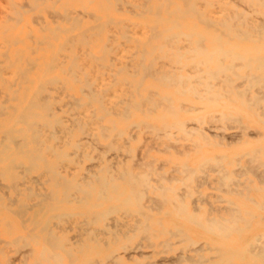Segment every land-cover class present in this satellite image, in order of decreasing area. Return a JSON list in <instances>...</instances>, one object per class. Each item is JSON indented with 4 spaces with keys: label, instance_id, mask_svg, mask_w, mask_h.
<instances>
[{
    "label": "rangeland",
    "instance_id": "1",
    "mask_svg": "<svg viewBox=\"0 0 264 264\" xmlns=\"http://www.w3.org/2000/svg\"><path fill=\"white\" fill-rule=\"evenodd\" d=\"M41 1L42 0H34L33 3H31L32 0H0V79L2 78V80H0V108H5V109H7V112H10L12 114V113H16V111L18 110V107L26 106L27 102L29 103V100L33 99V96H35V95L39 96L40 100L42 99L41 102L43 101V98L46 100L45 103L41 104V102L39 101V98H37V100H36L35 99L36 96L34 97V100L37 101V102H35V101L34 102L41 104V106L43 104L48 103V104L43 105V106H45L46 109L49 108V110H51L49 113H48V110H46L47 111L46 113H48V115H50L51 118H54V116H55V117H58V119H59V117H60L59 120L61 121V123L59 121L58 124H56V127L52 128V126H55L54 124L44 126V145L46 147L45 154H46L47 159L53 161L55 163V165L58 162L57 165L59 167L56 166L57 168H55V169H56V172L60 173V177H61V175L62 176L64 175L63 177L66 176L65 178H69V179L73 178L74 181H77L79 183H83V182L89 180V178L94 179L97 176H108V177L114 178V180L116 182L122 183L121 177L118 178L120 172L123 174L126 171L124 169L128 170L126 172H130L129 170L132 169L131 173L135 174L138 171L136 174L137 175H143L144 178H147L146 183H148V181H149V183H148L147 189H145V188H144V190L142 189L144 197L142 196L141 198L142 199L144 198V199L143 200L141 199L142 201H139L140 203H136V204H133L131 206H125V207L120 206L121 208H119V207L117 208V210L119 212L117 210H115L117 212H115V211L107 212V213H109V216L107 218H106V216H107L106 214L102 215L105 218H102V216L101 217L98 216L99 217L98 219L100 221L97 218L95 219V214L93 212L88 213V208L83 206L82 197L84 196V194L81 191L78 192V190H76L77 192L76 191L72 192L73 191L72 190L71 195L74 196V194L76 192L75 196L76 197L78 196L77 198L82 199L81 203L80 202L78 203V201H80V200H77L76 198H74L77 202H75V200L73 199L72 200L73 204H72V203H70L71 201L68 199H72L73 197L72 198L68 197V199H67L68 202H64L60 206V208H58V210H55L52 212H49V210H48V213L45 212V211H47V209L42 210L41 207H36L37 203L34 199V195L30 196L31 198L33 197L32 199L30 197H28L26 200V195L23 194L22 196L19 197L20 200L17 202V205H13V206H9V205L7 206L8 203L10 204V200H8L6 198L5 202L7 204H4L5 203L4 201L1 202L3 204H0V210H2V208H3V210L0 211V213H1L0 214V221L4 218L3 219L4 221L2 220L3 225L1 223V225L3 227L0 228V230L3 232V233L0 232V264H33V262L34 263L37 262L36 259H38V257H39L38 255H40L41 251H42L41 241H39V243H35V246H37V248H35L34 244H32L34 247L30 248V249H33V253H31V254H30L31 250L29 251L28 247H30L32 245L28 244L26 246V244H24L23 241L26 238V234L28 231L27 227L32 226L34 222H39V221L41 222V220L43 219V216L46 213H47L46 215L48 216V218H49V216L52 217V215H54L56 218L58 213L60 214V216H61V214L65 216V217H63V216L59 217L61 219H59V218L55 219V218L50 217L49 220L50 219L51 220L49 222V227H48V228L51 227L54 234H56L57 236H59L60 239H62V241L64 243L63 248L67 249V253L70 251H71V253H74L72 255L73 257L71 256L69 259L67 257V255L65 254L66 250L62 252L61 249H57V252L63 258L62 264H69V263L71 264L75 257H77V258L74 259L75 261L72 264H77L78 258L82 257L81 252H79V249H78L80 244H82V245H91V244L97 245L99 250H102V252H106L107 248H108V251L111 248L115 249L116 251L114 253L119 252L121 255L124 254V261H122V263H120V264H139V263L140 264H154V263L155 264H162L165 262L170 263L171 261L177 260L178 257L180 255H182V253L185 255H188L189 257L191 256L190 257L191 259L188 262H181L178 264H194V262L197 260L199 262L201 261V264H204L203 262H205V261L210 263V262L216 260V257L218 255L216 253L217 250L219 251L221 249V250L225 251V250H227L228 246L229 247L232 246L233 248L241 247L243 249H249L250 246H254V245L256 246L258 243H260V241H262L263 243L262 242L261 243L264 245V237L262 236V235H264V204H263L264 203V201H263V199H264V185H263L264 184V180H263L264 176L262 178V175H264V174H262V173H264V166H263L264 165V163H263L264 162V154H263L264 153V123H262V121H261V119L264 117V114H263V112H264V110H263L264 109V99H263L264 98L263 97L264 96V94H263V92H264V84H263L264 72L256 73V75L259 77H258L256 82H253L251 79L252 70L250 71L249 68H247L244 64V60L247 59L251 54H253V55L257 54V53H255L256 51L254 50L256 45L264 44V28H263L264 26H262L264 23V15H263L264 14V7H259L261 2H264V0H258V2H260L259 5H258L257 0H252V1H250V0H204V1L203 0H191V1L185 0V2H183L184 0L183 1L182 0H168L169 2L167 0H149V1L144 0V3L146 1L149 2V4L145 3V5H144V3H142L143 0H136L137 2L133 1V0L132 1L127 0L128 2H130L129 3L130 5L135 3L134 4L135 8L133 6L131 7L129 4H128L129 6L126 4L124 5L123 2L128 3L126 0H120V1H122V4L116 2V6H115V0H112V1L109 0L108 2H107V0H45V2L42 1V3H40ZM55 1L57 2L56 4H54ZM163 1H164V3H162ZM192 1L195 3L194 4L195 10L192 12L185 11L190 4H193ZM205 1L208 2L210 5L208 3H206ZM51 2L54 4L55 7L53 6V4ZM64 3H66V4H64ZM159 3H162L161 6ZM183 3L185 5H183ZM249 3H251V5H249ZM33 4H34V6H36V9L34 6H32ZM118 4H120V7L118 6ZM138 4L140 7L137 6ZM141 4H143V5H141ZM165 4H166V6H165ZM82 5L85 6L86 9L83 8ZM162 5H163V7H162ZM44 6H46V7L44 8ZM52 6L54 7L53 8L54 10L51 8ZM64 6L66 9L68 8V10H66V9L65 10L69 11L70 12L69 14L71 16H74V14L76 13L75 14L76 16L74 18H77V19L73 18L75 20L74 22H73L72 17L68 16L69 15L68 13L66 15L65 10L63 9ZM142 6H145V8ZM157 6H159L160 8H157ZM249 7L251 10L249 9ZM15 8L17 9L18 15H20V13H22V16H21L22 18L21 17L19 18L20 20L16 18L17 13H16V10L14 11ZM21 8H23V9H21ZM130 8H131L132 12L128 11V10H130ZM141 8H142V12H146L145 9L148 8L147 9L148 11L146 12V14H140L139 13ZM167 8H169V9H167ZM252 8L253 9L257 8V9H255V11H254ZM18 9L20 12L18 11ZM133 10H135L134 11L135 14L133 13ZM150 10H151V12H150ZM159 10H160L159 14L161 16H158L159 14L157 11H159ZM171 10H173V13L175 12L176 14L174 13V15H173ZM165 11L169 15H167L165 13ZM170 11H171V14L168 13ZM244 11H245V13H244ZM148 12H150L151 14ZM197 12L201 13V14H199V16H198ZM61 13H63V14H61ZM152 13H154L156 15L153 16ZM181 14L184 15V17L180 16ZM231 14H233V15H231ZM234 14L237 15L238 17H236ZM80 15L82 17H80ZM138 15H140V16L138 17ZM177 15H179V16H177ZM229 15L232 17H230V19L228 20ZM8 16H9V18H7ZM58 16L59 17L62 16L60 18V20H59ZM109 16H111L112 18ZM142 16H145V17L142 18ZM168 16H171V18L170 17L168 18ZM158 17H162L165 19L168 18V19L163 20V19H160ZM181 17H183V19ZM189 17H191V18H189ZM200 17H201L202 21H201ZM198 18H199V21H201L202 23L201 22L199 23ZM208 18H210V19H208ZM231 18L234 20L232 21ZM71 19H72V21H71ZM78 19H80V20H78ZM97 19H99V20H97ZM111 19H114V20L110 21ZM158 19H159V21H158ZM169 19H170V21H169ZM61 20H62V22H61ZM77 20L80 21L79 24L76 22ZM171 20H173V21L175 20L178 22L175 23V21L173 22ZM205 20H207V21L211 20L210 21L211 24H209V22H208L209 28H207V22H205ZM224 20L227 21V23L225 25H223V23H222V21H224ZM238 20H240V22ZM67 21H69V22H67ZM151 21L152 22L154 21V23H152ZM45 22L47 23V25ZM99 22L100 23L104 22V26H106L107 22L108 23L116 22V23H115V25L113 23H111V24H107L106 27L103 26L104 29H102V31H101V30H99V29H101L100 24H98L99 28L94 27V26H97L96 24ZM117 22L120 24H117ZM156 22H160V23H158L159 24L158 26L155 24ZM218 22H220V23H218ZM261 22H262V24H261ZM67 23H69V24H67ZM73 23H74L75 27L72 25ZM76 23L78 24V26L75 25ZM178 23L181 24V27L180 26L176 27V24H178ZM240 23L243 25V27ZM102 24L103 23H101V26H102ZM172 24H173V26H172ZM188 24L191 26L193 25L194 27H191V26L188 27L189 26ZM236 24L238 25V29L241 28L242 30H245L246 32L248 31L250 33V36L248 34H246V32H244V31H243L244 33L242 34V30H241V32L239 30H235L236 28H234V27H236ZM63 25L66 27V29H67V27H69L71 25L69 28L72 32L69 31V33H68V31H66L64 28V32H66V33H63L62 32L63 31ZM246 25L249 27H247ZM258 25H261V28H263V30L261 29L262 31H260V28ZM72 26H73V30L71 28ZM79 26H80V28H79ZM90 26L94 27V28H92L93 30L91 28H89ZM222 26H224V29H225L223 31L224 33L222 32ZM111 27H112L113 33L111 32V30H110V32H108V30L111 29ZM115 27H117V28H115ZM168 27H170V28H168ZM250 27L254 28L256 31L254 32V29H251ZM180 28H181V31H180ZM77 29H80V30H77ZM232 29H234V30H232ZM56 30L57 31L59 30L58 33H55ZM82 30L85 32V34H82V33H84ZM191 30H192V32L194 30V33H192ZM93 31L98 32L99 36H97L98 34H96V32H93ZM122 31L123 32L125 31V33L127 35L122 34L123 33ZM132 31L133 32L136 31L134 33V35L132 34ZM161 31H165V32H161ZM214 31L216 32V34L218 33V34L222 35L224 40L227 43L232 44L234 47H236L235 49L237 51H239V53L241 55H244V56H242V59H240V60L237 59L233 63H232L233 60H231L229 57H227L224 60V63L225 64H234V66H235L234 70L231 72V70L233 69L232 68L230 70H227L225 72L220 73L218 75L219 78L217 77V78L208 79V80H211L212 85H214L213 90L210 89V93H212V92L216 93V91L218 90V92H217L218 94H223L222 95L223 97L219 96L218 98H220V99H218V100L216 99L215 101H213L214 103L216 102L215 104L212 102V100H209V102H208L207 96L210 93L204 91L205 89H204L203 85L199 84V86H198V83H196V81L194 82L195 79L193 77V76H195V78H196V76L198 74L197 70H199L200 68H202L201 70H203V72L201 74L203 76V73L206 72L207 69H212V68L214 69V65H212V64H207V65L206 64H200V66H201L200 67L199 65H196L192 62L195 60L193 58V56H195V55H193L194 49L197 48L198 45L202 46V48L205 45L204 49H210L211 47H213L212 45H214L215 42H214V40H212L211 36L215 33ZM227 31L229 34L227 33ZM236 31H237V33H235ZM238 31L242 35L238 34ZM99 32H101V33H99ZM173 32L180 34V35L179 34L177 35L175 33L176 36L173 37V38H176L175 40L178 41L176 44H174L175 42H174L173 38H171V39L164 38L166 34L170 35ZM180 32H182V33H180ZM196 32L197 33L199 32L200 34H202V36H204L206 40L203 39L204 37H201V39L198 42V38L201 35L200 36L198 35L199 37L196 36L197 35ZM261 32H263V33H261ZM162 33H164V34H162ZM190 33H192V34H190ZM226 33H227V36H226ZM258 33H259V35L262 36V37H260V39H259ZM68 34L70 37L74 36L72 38H76V39H78V41H80V43L82 44V45L80 44L81 49L78 47L79 44H77V43H79V42L77 40L75 41V39H71V40L75 41L76 44L72 43L73 41L71 42V40H69L70 38H68ZM70 34L71 35L73 34V35L71 36ZM151 34L154 36L152 37ZM187 34L190 35L191 38L188 37L189 39H187L186 38ZM231 34H232V36H231ZM82 35H86V37L88 35H90L89 36L90 38L87 37L85 39V42L87 39H89V41L91 42V43L88 42V45H89L88 48L89 49L86 48V45L84 44ZM112 35H114V37ZM157 35H158V37H157ZM192 35H193V37H192ZM42 36H44V37H42ZM123 36H126L127 40L121 38ZM129 36L131 37L130 40H128ZM149 36H150V40H149ZM235 36H236V38H234ZM245 36H247V37H245ZM151 37H152V39H151ZM154 37H155V39H154ZM183 37H185V39H187V41L184 40ZM42 38L44 40H42ZM67 38H68V40H67ZM182 38H183V40H182ZM243 38H247L248 40H245V39L243 40ZM108 39H110L109 42H111V43H108ZM172 39H173V41H172ZM257 39H259L258 40L259 42L257 41ZM66 40H67V45L65 43ZM192 40H193V42H192ZM194 40L197 41V45H195L196 43H194L195 42ZM92 41H93V44H92ZM123 41H126V42H123ZM203 41H204V43H202ZM186 42L187 43L189 42L190 48L188 46H187V48L190 50L192 49L191 51L189 50L190 54H192V55H190L189 52L187 55L185 54L184 50H187V48H183V49L180 48L184 44L188 45ZM71 43L75 44L74 49H71L73 47L70 45ZM83 44H84V46H83ZM104 44H105V46H104ZM110 44H112V45H110ZM177 44L180 47L177 46ZM63 45H64L65 49H64V47H62ZM162 45L165 47H163L162 52H158L162 48L161 47ZM192 45L193 46L195 45L194 48L192 47ZM155 46H157V47H155ZM169 46H171L172 49H170L171 47L167 48ZM174 46H175V48L179 47L178 50H175V54L172 52V51H174ZM184 46H182V47H184ZM103 47H105V48H103ZM111 47H112V50L115 49L116 52L115 51L111 52V49H110ZM159 47H161V48L158 50ZM68 48L70 51H72L71 54H70V52H68V50H67ZM143 48H145V50ZM62 49L67 50V52L62 51ZM103 49H107V51H108V52L105 51V53L107 52V54L105 56L106 58H104V59H103V56L105 54L102 55L103 54L102 51L104 52ZM141 49L144 50L145 52H143ZM149 49H151V50H149ZM86 50H88V51H86ZM139 50H141L142 52ZM166 50L168 51L167 54H165ZM180 50H181V52H180ZM152 51H153V53H152ZM176 51H178L179 54H177L178 52L176 53ZM78 52H80L81 55H79L80 53L78 54ZM140 52H141V55H140ZM157 52H158V55L156 54ZM108 53H110V57L113 56L112 60L109 59L110 57H109ZM163 53L165 55V58L162 57ZM180 53H183L182 54L183 58H182ZM262 53L264 54V50L262 51ZM76 54H77V56L79 55V57L81 59H77L79 57H76L75 56ZM145 54H148V55H145ZM149 54H150V56H149ZM67 55H69V56L67 57ZM73 55L75 56V58H73ZM101 55H102V58H101ZM154 55L156 57L160 56V58H158L156 60ZM179 55H180L181 59H180ZM96 56L98 57V59H100V60L102 59L104 65H105L104 67L102 66L103 64L100 62V60L96 59ZM131 56H132V58H130ZM140 56H141V58H140ZM171 56L174 60L176 59L175 58L176 56L179 57V59L175 60L176 61L175 64H181V65H174L173 68L175 70L173 68H170L171 66H173V64H170V62H172V60L170 62L167 61V60H170L168 58H171ZM185 56L187 58H185ZM190 56L192 57V61H191ZM93 57H95V58H93ZM144 57L146 59H149V60L146 61V59ZM62 58L63 59L66 58L65 62ZM92 58L96 59L101 64H99V62H97V61H96L97 62L96 63L95 60H93ZM150 59L152 62L150 61ZM161 59H162V61H161ZM159 60L163 63V65H161L162 63L159 62ZM52 61H53V63H52ZM72 61L74 62L73 64H71ZM78 61H79V63H78ZM87 61H88V63H87ZM111 61H112V64L110 65L109 62H111ZM136 61L140 64L139 70H138V68L135 70L134 65H131V64H135V63L137 65L138 63ZM142 61L145 63L142 64ZM75 62L77 63V66H76ZM81 62H83V63H81ZM168 62H169V64H168ZM174 62H172V63H174ZM181 62L184 65L183 70H182V68H180L181 66H183ZM190 62L192 65H194V68H193V66H191ZM50 63H52V64H54V66L55 65L56 66L53 67V65ZM149 63L151 64V67L148 66V65H150ZM164 63L165 64L167 63L166 64L167 66H164ZM239 63L243 64L244 66L243 65L240 66L241 64H239ZM47 64H48V66H47ZM58 64H60V66ZM83 64H85V65H83ZM70 65L73 68L76 67L75 69L77 71L72 72L71 69L68 68V67H71ZM195 65H196V67H198V66L199 67L195 69ZM79 66H82L81 69H83L84 71L80 70ZM100 66L102 68H100ZM109 66H110V68H109ZM94 67H96V68H94ZM121 67H123L125 70L128 68L126 71H129L130 73L128 72V74H127V72L124 69H123L124 71H122ZM77 68L81 72L82 71L83 72L81 73ZM49 69H51V70H49ZM52 69H53V72H52ZM190 69L192 70L193 73L190 71ZM28 70H30V71H28ZM48 70H49V72H47ZM110 70H112V71H110ZM118 70H120V71H118ZM143 70H144V72H143ZM152 70H154L155 73ZM156 70H160L161 73L156 74ZM162 70L165 71L166 73H169V74L171 73V74L166 75V74H164V72ZM167 70H170V72L169 71L167 72ZM179 70H181V72ZM185 70H187V71L189 70L188 75L190 76V74H191V76H192L191 80H189V81H187L186 78L183 77V80L188 82L187 85H186V82H183L182 84H174L173 82L168 81L169 82V84H168V83H166L167 81H165V80H161V79L156 80V78L158 79V77L160 78V76H162L161 77L162 79H164L163 76H171L172 73H173V75L175 74L174 77H178L179 75H178L177 71L180 72L183 76H187V71H185ZM201 70L199 73H201ZM95 71H97V72H95ZM136 71H138L137 73H139L140 75L137 74ZM194 71H196V72H194ZM263 71H264V69H263ZM26 72H29V73H26ZM69 72L70 73L72 72L71 77L68 76ZM148 72L151 75L150 77H149V75H146V74H148ZM233 72H235V73H233ZM45 73H46V75H45ZM66 73H67V75H66ZM152 73H154V74L152 75ZM225 73L228 74L227 75L228 77L226 76ZM246 73L248 74V76ZM85 74L88 76L86 78L91 77L90 80L88 79L90 82L86 80ZM97 74H99V75H97ZM131 74H134L136 76L133 77L134 75H131ZM234 74H238L239 76L242 75L243 79H245L244 76L246 75L247 76L246 80H244V82H243L242 78L237 77V75L235 76ZM89 75H90V77H89ZM143 75H145L146 77ZM54 76H56V77H54ZM204 76H203V78L206 80L205 73H204ZM224 76L227 78H225ZM229 76H231L230 79H229ZM115 77H116V80H115ZM140 77H141V79H140ZM248 77H249V79H248ZM54 78H58L61 81L57 80V82H56V79H54ZM80 78H81V80H80ZM203 78L201 79V81H204ZM259 78H263V81H262V79H259ZM45 79H48V80H45ZM49 79L52 81L50 82ZM84 79L86 80L85 82H84ZM143 79H144V81H143ZM78 80H80L81 83H80V81L78 82ZM128 80H129V82H128ZM247 80L252 84L251 87H249V83ZM46 81H48L50 83L47 82L48 84H46V85L44 84L46 86V88H45L43 83ZM191 81H193V86H195V89L197 90V92H191V90H187V91L184 90L188 87V85L192 84ZM58 82H61V83H59V85H58ZM138 82H141L140 83L141 85H139L140 87H137L139 84ZM260 82H261V85H258V84H260ZM51 83H54L53 85H55V86H53ZM63 83H65V85ZM84 83L85 84L86 83H93V84L95 83V85L92 84V86L94 88H91L88 85L89 86L88 87L89 89H88V88H86L87 84L85 86H83ZM111 83H112V85L109 86ZM116 83H117V85H116ZM127 83H129L128 86L130 85L131 87L126 86ZM170 83L172 85H170ZM218 83H219V85H218ZM228 83H229V85L231 84L232 87H228L229 86ZM61 84H63L65 86V88L63 85L61 86ZM96 84L99 85L98 86L99 89H97L98 87L95 88ZM101 85H102V87H101ZM119 85H120V87H119ZM236 85H238L240 87H238ZM218 86H219V88L217 89ZM221 86L224 87L223 88L224 91H222L223 89ZM256 86L259 89L254 88ZM71 87H73V88H71ZM83 87H85V89H83ZM108 87H110V88L108 89ZM233 87H238V90H235ZM47 88L51 89V90L50 89H48V90H50V93L52 95L48 93V91L46 90ZM68 88H70V89H68ZM80 88H82L83 90H81ZM211 88H212V86H211ZM36 89H40V92H38ZM86 89H88V91ZM90 89L91 90L93 89L94 92L93 91L89 92ZM94 89L98 90V92L100 94L95 95L98 92L95 91ZM104 89L105 90L108 89V90L104 92ZM200 89H203V90H200ZM247 89H249V90H247ZM84 90L87 91V93H91L92 94L91 97L89 96L90 94L88 95L89 96L88 97L86 95L87 93ZM109 90L113 95L110 92H108ZM112 90H113V92H112ZM130 90L132 92L134 91L133 92L134 95L132 94V92L131 93L129 92L130 94L127 93ZM198 90H199V92H198ZM225 90L226 91L232 90V93L229 91L230 93L227 94ZM240 90H241L242 94H240L241 93ZM246 90H247L246 94L247 95L249 94L250 99L248 98L247 95H246V97L248 99L245 96H243L244 95L243 91L245 92ZM257 90H260L259 92L262 93L261 96H260L259 92L256 93ZM59 91H61L63 93H61ZM81 91L82 92L84 91L83 93L87 98L81 94ZM179 91L182 94L185 92L184 95H180ZM188 91H190V92H188ZM39 93H41L40 94V95H42L41 97H40V95H38ZM136 93L138 94V96ZM141 93H143V94H141ZM193 93H195V95ZM196 93H199V94H196ZM93 94L96 96V99L92 98V96H94ZM107 94H108V96H107ZM124 94H125V96H124ZM139 94L142 97L139 96ZM147 94H148V96H147ZM15 95L17 98L14 97ZM31 95H32V98H31ZM99 95L102 96V98H103L102 100L100 99V97L98 98ZM128 95L130 96V98L128 97ZM157 95H159V97H157ZM197 95H200L201 98H203L202 96H204L205 98L201 100L198 98L199 96H197ZM51 96L52 97L54 96L53 99L51 98ZM169 96H171V97H169ZM253 96H255V97L260 96V97H258V100H262V99L263 100L259 101V102L256 101L258 103L257 106H256V104H253V105H255L254 107H253V105H251L250 106L251 108L250 107L247 108V106L249 104L247 105L246 103H248V100H254L255 97H253ZM29 97H30V99H29ZM48 97H50V98H48ZM145 97L148 99L146 100ZM153 97H154V99H153ZM164 97H166L165 99L167 100V103H166L165 99L163 100ZM54 98L56 99L55 102H53ZM75 98H78V99L84 98V99L77 103V101H79V100H77ZM90 98H92L91 99L92 104L89 103ZM119 98H121V99H119ZM143 98H144V100H143ZM150 98H151L150 101L153 102V106H154V107L152 106L151 109H150L151 106H147V104H146V103H148V105H149L151 103V102L149 103V101H148ZM160 98H161V100H159ZM122 99L124 101H122ZM125 99H128V100H125ZM169 99H171L173 102ZM255 99H257V97ZM72 100H73V102L75 101L74 104L76 103L78 105H76V104L73 105ZM87 100H89V101L87 102ZM222 100L225 102H223ZM242 100H243V103L241 104ZM97 101H99V102L97 103ZM139 101L143 102L145 104L141 103V105H143V106H141ZM31 102H33V100H31ZM134 102L135 103L139 102V103H136V104H138V105H136L138 107L134 106L135 105ZM252 102H254V101H252ZM79 103H81V105L84 103V105L81 107ZM88 103H89V106L87 107L86 104H88ZM100 103H102L101 106L103 105V107H105L104 109L101 108ZM129 103H131V104H129ZM51 104H54V105L51 106ZM207 104H208V106H207ZM213 104H214V106H213ZM250 104H252V103H250ZM71 105L76 106V107L74 108ZM171 105H173V106H171ZM68 106H69V108H68ZM158 106H160V108ZM170 106H171V108H170ZM180 106H181V108L179 109ZM78 107H80V108H78ZM86 107L88 108V112L83 113L84 111H86L85 110ZM123 107H126V108L124 109ZM147 107H149L148 108L149 111H148ZM156 107H158V108H156ZM256 107L259 109H257ZM138 108L144 109V111H140ZM252 108H254V109H252ZM53 109H54V111H53ZM73 109H76L75 111L77 113L75 111L72 112L71 110H73ZM121 109L128 110L130 112L131 116L129 115V113H127L126 111L124 112V110H121ZM166 109L168 112L166 111ZM178 109H179V111H177ZM91 110H93V114L90 112ZM106 110L110 114L105 112ZM150 110H151V112H150ZM252 111H254L257 115H255ZM115 112L118 115L113 114ZM170 112H172V113H170ZM176 112H177V114H176ZM223 112H224V114L225 113H227V114L223 115ZM89 113H91V114H89ZM124 113H126L128 115L127 116L128 119L125 116L123 117V115H125ZM228 113H231V117ZM94 114H95V119L93 116ZM220 114L222 115V117L226 116V118H228V116H229V118L230 119L232 118V119L227 120L226 121L227 124L223 123V121L225 119H223V121H222ZM91 115L93 116V119H94L92 121H90V119L92 118ZM101 115H103L104 117L103 116L100 117V119H102V121H99L100 119L97 117L101 116ZM79 116H80V118H78ZM86 116H87V118H86ZM235 116H236V118H235ZM82 117L83 118L85 117V118L82 119ZM129 117H130V119H129ZM177 117H178V119H176ZM123 118H124V120H123ZM74 119H77L78 122H76V121L71 122ZM236 119H238L239 122L236 121ZM133 121H135V122H133ZM143 121H146V122H143ZM175 121L176 122L180 121V122H183L185 124L187 123V125H188V126L186 125L187 128H189V127H196L197 128L198 125H201L202 129L205 132H210V134H215L216 132H218L220 136L218 138H215V141L213 139L212 142L209 143V145H208V144H206V142L204 140L201 139V137H200V135H198V133L193 135V136H192V133L194 134V131H192L190 133H186L185 130L183 128H181V127H183V125L185 128V124H183V125L181 124L182 126H180V124L179 125L177 124L180 122L176 123ZM87 122H89V123H87ZM137 122H139L141 125L139 126V123H137ZM114 123H115V126H114ZM131 123H133V124L130 125ZM73 124H74V126H73ZM78 124H81V126L80 125L78 126ZM168 124H173V125H171L173 127H171L170 125L168 126ZM59 125H60V129H59ZM103 125L107 128L110 127V128H108L109 132L106 131V129L103 127ZM163 125H164V127H163ZM100 126H101V129H100ZM165 126H168V128L171 127V129H169L170 132L167 130L168 129L167 127L165 128ZM66 127L71 129L70 130L71 132L67 131L68 128H66ZM80 127L82 128L83 133H85V134L81 133L82 130ZM179 127L186 134L181 132V130H179L180 129ZM163 128H165V130L169 133L164 132L165 130ZM177 128H179V129H177ZM216 128H217V130H216ZM218 128H219V131H218ZM65 129H67V130H65ZM118 130H120L121 133ZM157 130H158V132H157ZM50 131L53 133H55L56 131H58V132H56L52 136ZM122 131L125 134L122 135ZM159 131H160V134H159ZM244 131H248V133L253 134V135L258 134V139H253V137H247L245 135ZM163 132L167 136L162 134ZM174 132H175V134H174ZM187 132H189V131H187ZM67 133H70V134H67ZM89 133H91V135ZM119 133H120V135H118V137L115 138L114 135L117 136V134H119ZM103 134H105L107 137L105 136L106 138L105 137L102 138V136H104ZM1 135H4V134L1 133ZM1 135H0V142L2 141ZM121 135H122V137H119ZM187 135H189V137H187ZM234 135L241 138L242 142L235 143V144H234V142H232L230 144L229 140L233 139L235 137ZM88 136H89V138H88ZM112 136L115 139H117L115 144L111 142L112 141L111 139H113ZM232 136H234V137H232ZM174 137H176V138H174ZM177 138H178V140H177ZM183 138L184 139L186 138V139L184 140ZM78 139H80V140H78ZM115 139L113 141H115ZM155 139H157V140H155ZM196 140H197V142L199 140V142L195 143ZM215 142H217V143H215ZM94 143H97V144L94 145ZM76 144H77V146H76V148H74ZM85 144L87 147L85 146ZM111 144H112V146H111ZM113 144H114V146L115 145L116 146L113 147ZM83 145H84V147H83ZM107 145L114 148V150L112 149L113 150L112 151L111 149H109V152L106 153L105 150H106V148H108ZM200 145L201 146L203 145V147L201 148ZM78 146L80 148H78ZM93 146H94V148H93ZM118 146L119 147L121 146V149L119 148L118 149L119 151L117 152L116 150H117ZM193 146H195L196 148ZM198 148H200V149H198ZM259 148H261L263 151H261V149L259 150ZM121 150H122V152H121ZM106 151H108V150H106ZM247 151H249V152H247ZM126 152H127V154H126ZM129 152L131 155L129 154ZM243 152H245V154L242 155ZM70 153H71V156H68ZM76 153H77V156H76ZM95 153H97V154H95ZM102 153H104V154H102ZM246 153L247 154L249 153L248 159H249L250 155L252 156L254 154L256 156L255 157L256 159L255 158L251 159L252 157L250 156L251 162L250 163L248 162V164H253L254 160H257L258 164H261V166L258 164L255 165L257 163L255 161V164H254L255 166L250 168V172H252L251 169H253L252 173H250L248 171L249 170L248 167H247L248 170L246 169V166H248L247 162H246L247 161V159H246L247 154ZM57 154L61 155L60 156L61 159L57 157ZM63 155H64V157H63ZM241 155L244 157H242ZM254 155H253V157H254ZM107 156H108V158H107ZM257 157L260 158V161L262 160L263 162L261 163L260 161H258ZM99 158L101 159V161ZM208 158H209V160H210V158H212L210 160V162L207 161ZM220 158H222L221 159L222 162L219 161ZM226 158H227V160H226ZM66 159L69 161H67ZM204 159H205V161H207V163L205 162L207 165L204 164V162H202V161H204ZM216 159L218 160L219 163H221L220 165ZM62 160H64V161H62ZM106 160H109V161H106ZM236 160H238V161L240 160L239 161L240 164L238 163V161L236 162ZM59 162H61V163H59ZM106 162H107V164H106ZM208 162H209V165L212 164V166L213 165H217V166H215V167L211 166V168H210V166H208ZM228 162H229V164H228ZM231 162L233 163L232 165L230 164ZM148 163L150 165H148ZM214 163H216V164H214ZM201 164H202V166H201ZM238 164L241 165V167L244 166L243 168L246 170V172L242 171L241 170L242 168ZM106 165H107V169H106ZM145 165L150 166V168H151V166H153L152 167L153 168L152 173H150L151 170L148 173L149 168L148 167L144 168ZM221 165L222 166L224 165V168ZM102 166L104 167L103 169H102ZM183 166H184V168H183ZM188 166H190V169H188L189 168ZM199 166L204 167V169L205 168L208 169V170H204L206 173L203 172V174H204V176L205 175H209V176L203 177V174H201L203 171V168L201 169ZM138 167L141 169H139ZM142 167L144 169H146L147 172L144 171V169ZM197 167H199L200 169H198ZM207 167H209V168H207ZM218 167H220V168H218ZM249 167H251V166H249ZM213 168L214 169L218 168V169L214 170ZM221 168H223L222 169L223 174L226 175L225 176L222 174L223 178L221 176H219V175H221L220 174ZM256 168H257V170L260 168L259 169L260 171H257ZM210 169H212V171H215V172L210 171ZM239 169L241 170V172L244 175L240 173ZM194 170H197V172H196L197 176H199L198 173H200L202 176L200 175L199 177H197V176H195L196 174L193 175V173L195 172ZM231 170H235V171H232V174H231L230 173ZM222 171H221V173H222ZM254 171H256L258 173L257 175L260 178L257 176L255 177L256 172H254ZM96 172H97V174H96ZM234 172H235V174H233ZM259 172H261L260 175H259ZM69 173H70V175H69ZM236 173H240V174H236ZM148 174L150 176H148ZM187 174H188V176H187ZM90 175H91V177H89ZM157 175L158 176L161 175L160 179H164L165 183L162 180H159V177ZM245 175L250 180L247 177H245ZM33 176L34 177L37 176L36 178H38V175L36 174V172H31V173L27 174V181H28V184L30 186L33 185L31 183L32 179H34ZM151 176L154 179L152 178V180H150ZM185 176H187V177H185ZM190 176H191L193 181L191 180ZM51 177H52V179H51ZM184 177L187 179H184ZM195 177H197L198 179L196 178L197 180H195L194 179ZM226 177H228L227 178L228 181H227ZM230 177H231V180H229ZM84 178H85V180H84ZM236 178H238V179H236ZM245 178H247V179L243 180ZM257 178H259L260 180L261 179L263 180V181H261V183H263L262 185L260 183V180L258 181ZM45 179H46L45 181H42V182L40 181L41 184L39 183V185L38 184H36V185L34 184V185H35V187L37 186V188L40 190L41 193L42 192L48 193L46 196V203H47L46 205H48L51 202L50 201L51 200L50 199L51 191H49V190H52V186L50 184L54 181L53 175L49 172H46L45 173ZM177 179H181V180L178 181ZM189 179L191 181H188ZM202 179L204 180V182ZM223 179H225V180H223ZM235 179H236V181H235ZM219 180H221V181H219ZM252 180H253V182H252ZM182 181H184V184H185V182H186V184L188 183L190 187L187 184V188H186V186H185L186 184L183 185ZM197 181H199V182H197ZM201 181H202V183H200ZM223 181H225L226 183L227 182H229V183L226 184ZM237 181L239 182L238 184H236ZM169 182H171V183H169ZM196 182L200 183V184H197V186H196ZM248 182H250V184ZM0 183H1V186L5 189V193L7 194L8 198H14V196L15 197L17 196L16 192L11 188L10 182H7V180H0ZM242 183H244L243 186L241 185ZM7 184H8V187H7ZM43 184H44V186H43ZM149 184H150V186H149ZM221 184H223V186H225L224 184H226V186L223 187ZM229 184L230 185L232 184L231 185L232 187H230ZM233 184L239 190L241 188H243V189H241V190H243V192L241 190L240 191L244 195L241 196V193H239L240 191H237L238 189L236 190L235 189L236 187ZM173 185H174V187H173ZM162 186H163V189H162ZM165 186L167 188V191H166V193H163L166 190ZM152 187H156V188L158 187V188L156 189V188H152ZM229 187L232 189H229ZM170 188L174 189V193L175 192L176 193L172 195L173 192H171L172 189L169 190ZM178 188L179 189L183 188V191L178 190ZM254 188H256L257 190ZM259 188H261V189H259ZM176 189H177V191H175ZM222 189H224V190H222ZM162 190H164V191H162ZM161 191H162V193H161ZM246 191H248L247 192L248 195H246ZM144 192L147 193L146 197L148 198L149 196H151L150 197L151 199L148 198V200H146ZM177 192H179V194L181 193L179 195V197H181L180 198L181 200L179 199L180 201H178L179 197H177L178 196ZM236 193H237V195H236ZM164 194L166 195V197L164 196ZM153 195L156 196V199L158 201L154 199ZM161 195H163L165 198H161L160 197ZM181 195L184 197H182ZM23 196H25V197H23ZM246 196H248L249 199L253 198L254 201L261 203L262 204L261 208L258 206H255V203L252 204L251 200L250 201H249V199L247 200ZM183 198H184V200H183ZM22 199H24V200H22ZM152 199L154 202H151ZM159 199H160V201H159ZM164 199H166V200L169 199V200L166 201ZM170 199H172V200L175 199L173 201L174 202L176 201L177 203H174L175 204L174 205L173 201ZM182 200L184 201V210L186 208L185 212L193 211L195 213H198L201 216V218H203L204 220L209 218V217H213V216L228 215L229 211H234V210H236V208H238L240 211L241 218H243L245 221H247L246 223H250L251 226L249 229H247L248 225L246 226L245 221H243L244 223L243 222L240 223L241 222V219H240V221L238 222V226L242 227V228H240V230H241V229H243L244 224H245V227H244L245 229L243 230L244 232L241 231L242 233H239V234L234 232L230 236L231 240L228 239L225 243L219 244L213 240L214 239L213 235H211V234L209 235L208 233H206L202 229L201 226L199 228L198 227L199 225L197 226V224H196V226H195L193 223L188 222L186 219L187 217L184 213H180L179 216L177 215L178 217L174 214V212L172 213V211L175 210V209L173 210V207H175L177 204L179 205L180 202L183 203ZM34 201H35L36 205H32L34 203ZM38 201H40V200H38ZM47 201H50V202H47ZM254 201H252V202H254ZM163 202L164 203L167 202V203L164 204ZM28 203H29V206L31 205L30 208H32V210L29 209ZM143 203H145V204H143ZM22 204H23V207H21ZM24 204H27V206H28V209L25 210L28 213L24 211L27 214L22 212L23 213L22 215L21 214L18 215L16 212H18L19 210H21L23 208H27L26 205H24ZM5 205L10 211L5 210ZM106 205H108V204H106ZM145 205H147V207ZM148 205H150L151 208H153V207L156 208V206L158 205V208L160 207L159 208L160 210H158V208H156L157 211H156V209L153 210L150 207H148ZM32 206H34V207H32ZM137 206L140 207V209L143 206H145V207H143V209L138 211V213L140 212L139 214L137 213ZM123 207H124V212L126 210H128V208H129L131 215L126 214L127 211L124 213ZM161 207H162V210H161ZM35 208H37V210ZM148 208L153 210L152 213H151V211L148 210ZM100 209H101V207L97 208V210H100ZM130 209H132V210H130ZM144 210L146 213H144ZM29 211H30V213H29ZM43 211H44V213H43ZM33 212H35L36 215ZM147 212L151 215V218L144 217V218L148 219V220L147 219L146 220L148 222L147 231L149 230L148 232H150V233H148L149 237L148 236L145 237V234L147 233L146 231L143 232L144 226H142V225L146 224L145 223L146 220L144 221V218H142L143 215L140 216L141 214H145L144 216H146V215L148 216L149 214ZM157 212L159 214H157ZM37 213H39V216L41 218L38 216ZM66 213H69V214H66ZM110 213H113V214H110ZM168 213H170V215ZM2 214H3V216H2ZM92 214L94 215V217L92 216ZM12 215H13L14 219L12 218ZM14 215L18 217V218L16 217V219H18V220L15 219ZM71 215H73V216H71ZM135 215H137V217H138V219H140V221L137 222L138 219H137V217L135 218ZM21 216L23 219L21 218ZM66 216H68V217L70 216L69 219H68V217L66 218ZM86 216H88V217H86ZM27 217H28V219H26ZM32 217H34L35 221H34V219H32ZM180 217H183V218H180ZM251 217H253V218L250 221ZM24 219H25V221L26 220L28 221L27 225L25 224V221H21ZM31 219H32V221H31ZM37 219H38V221H37ZM11 220L17 222L16 224H18L19 226L15 225L14 224L15 222H12ZM110 220H112V221H110ZM5 221H6V224L4 223ZM83 221H85V222L83 223ZM157 221H161L162 225L160 226V222H157ZM86 222H88L87 225H89V226H87L85 224ZM136 222L138 223V225H139V223H142L141 224L142 233H141L140 226L137 228L138 225H135V224H137ZM156 222H157V224H155ZM107 223H108V226H106ZM9 224L12 225V227ZM21 224H23L24 227L21 226ZM55 225H57V226H55ZM104 225L106 226V229H105ZM111 225H113V227L115 226L117 229L113 228ZM133 225H135L134 229L137 228L138 231L140 232V233L137 232V230L135 229L136 230L134 232L135 236H133V233H132L133 231L132 232L129 231V228H130V230H134ZM5 226H6V228H4ZM14 226H17V227L14 228ZM59 226H60V228H59ZM85 226H87L88 230L85 229L86 228ZM3 228L6 230H4ZM82 228H84V230ZM107 228H109L110 233L107 232L108 231ZM177 228L179 230H176ZM24 229H26L27 231ZM93 229H95V230L92 231ZM99 229H101L102 231ZM118 229H119V231H117ZM152 229L154 231H152ZM155 229L158 231H155ZM126 230L129 233H127ZM4 231H5V233H4ZM83 231L85 232V235H83L84 234ZM111 231H114V233H112ZM115 231H117L116 234H115ZM92 232H94L96 234V236L93 235ZM104 232L107 234L105 235ZM158 232L159 233L161 232V233L159 234ZM168 233H170V234H168ZM171 233H173L174 235L172 236ZM28 234H29V232H28ZM28 234H27V236H28ZM111 234L117 235L119 241H115V239L112 238ZM122 234H124V235H122ZM125 234H127L129 238H131V236H132L133 239L132 238L129 239L127 237V235H125ZM142 234L144 237L140 238L142 236ZM152 234H154V235H152ZM115 235L113 237H115ZM258 235H260L261 238H260V240L257 239V241H256L255 238L258 237ZM123 236H125L126 238L124 237L125 238L124 239ZM153 236H155V237H153ZM169 236H172V237H169ZM254 236H256V237L254 238ZM20 237H22V238L25 237V238H24V240L22 239L23 244L19 246L18 240L20 239ZM168 237H169V239H168ZM212 237H213V239H212ZM93 238H95V240ZM105 238H106V240H105ZM145 238L147 240H149V238H150V242H154L153 243L154 246L151 243V245L153 247L151 245H150L151 247H149L148 244H146L147 240ZM165 238H167V241ZM180 238L181 239L183 238L184 240L183 239L182 240L184 242H182V240H180ZM81 239L84 242H82ZM96 239H97V242H96ZM128 239H129V241H128ZM232 239H233V241H232ZM261 239H263V240H261ZM16 241H18V242L16 243ZM20 241H21V239H20ZM110 241L112 242V244ZM160 241H162V242H160ZM179 241H181V242H179ZM22 242H19V244H21ZM150 242H149V244H150ZM159 242H160V245H159ZM166 242H167V244H166ZM169 242L172 243L171 246H167V245H170ZM10 243L12 245H9ZM104 243H107L109 245L105 246L106 244H104ZM103 244H104V246H102ZM260 244L258 246H256L255 249L258 250ZM14 245L17 246L16 249L19 251L13 250V249H15ZM23 245L27 248H25ZM165 245H166V247H165ZM263 245H261V246H263ZM22 246H23V248L20 249ZM123 246L125 249L123 248ZM141 246L142 247L148 246V247L142 248ZM207 246L211 247L213 249L210 250ZM215 246H216L217 250L214 248ZM137 247H139V248H137ZM202 248L207 249L203 252L204 260H202L203 258H200V256H198V253L195 252L196 250L202 249ZM37 249H39V251ZM68 249H69V251H68ZM170 249H172V250H170ZM37 252H39V254ZM122 252H124V253H122ZM135 252H137L138 254ZM139 253H143V255L146 256V258L142 257V258H139L138 260H135V257L137 255H139ZM32 254H34V257ZM31 255L33 258L31 257ZM93 255H95V254L89 253L87 255V257H91V256L93 257ZM134 255H136V256L134 257ZM68 256H70V255L68 254ZM107 256H109V255H107ZM129 256H131V257H129ZM247 256H248V253H245L244 257H247ZM35 257H36V259H34ZM94 257H95L93 260L94 264H97V263L98 264H110L111 260H113V259H111L112 258L111 256L106 257V255H104L103 253L98 254L97 256L95 255ZM127 257L130 259H128ZM71 258H73L72 262H69V260H71ZM131 258H134V259L132 260ZM195 258L196 259L198 258V259L196 260ZM192 260H194V262H192ZM239 260H240V258H237L236 260H234L235 262H233L232 264L240 263L241 260L240 261ZM243 260H245V259H243ZM31 261H32V263H29ZM189 262H192V263H189ZM195 263H197V262H195ZM226 263L228 264V262H221L219 264H226ZM45 264H49L48 261L45 262ZM174 264H177V263H174ZM197 264H200V263H197ZM229 264H230V262H229ZM256 264H260V263L257 262Z\"/></svg>",
    "mask_w": 264,
    "mask_h": 264
},
{
    "label": "bare ground",
    "instance_id": "2",
    "mask_svg": "<svg viewBox=\"0 0 264 264\" xmlns=\"http://www.w3.org/2000/svg\"><path fill=\"white\" fill-rule=\"evenodd\" d=\"M33 1L34 0H32V2L31 3H33ZM42 1H44L45 2V0H42ZM42 1L40 2V3H42ZM109 0H107V2H108ZM112 1V0H111ZM127 1V0H126ZM132 1V0H131ZM133 1H136V0H133ZM149 1V0H148ZM148 1H146L145 3H148L149 4V2ZM168 1V0H167ZM183 1V0H182ZM191 1V0H190ZM204 1V0H203ZM250 1H252V0H250ZM43 2V3H44ZM116 2H118V3H121L122 4V1H116L115 0V6H116ZM128 2V1H127ZM137 2V1H136ZM141 2V1H140ZM169 2V1H168ZM183 2H185V0L183 1ZM193 2V1H192ZM206 2V1H205ZM215 2V1H214ZM257 2H258V0H257ZM52 3V2H51ZM57 2L55 1L54 2V4H56ZM82 3V2H81ZM110 3V2H109ZM130 2H128V3H125V2H123V4L125 5H128ZM142 3H144V0H143V2ZM145 3H144V5H145ZM162 3H164V1L162 2ZM162 3H159L160 4V6H161V4ZM206 3H208V2H206ZM211 3V2H210ZM216 3V2H215ZM246 3V2H245ZM253 3V2H252ZM264 2H261V4H260V2H258V5H259V7H264ZM30 4V3H29ZM53 4V3H52ZM54 4H53V6H54ZM64 4H66V3H64ZM112 4V3H111ZM135 4V3H134ZM134 4H129L131 7L133 6H135ZM140 4V3H139ZM139 4L137 5L138 7H140L139 6ZM194 2H193V4H190L189 6H188V8L185 10V11H188V12H192V11H194L195 10V7H194ZM209 4V3H208ZM213 4V3H212ZM211 4V5H212ZM227 4V3H226ZM13 5V4H12ZM18 5V4H17ZM23 5V4H22ZM128 5V6H129ZM141 5H143V4H141ZM183 5H185L184 3H183ZM199 5V4H198ZM202 5V4H201ZM200 5V6H201ZM210 5V4H209ZM246 5V4H245ZM249 5H251V3H249ZM262 5V6H261ZM15 6V5H14ZM24 6V5H23ZM32 6H34V4L32 5ZM51 7L52 9L55 7ZM83 6V5H82ZM118 6L120 7V4H118ZM123 6V5H122ZM165 6H166V4H165ZM169 6V5H168ZM13 7V6H12ZM21 7V6H20ZM35 7V9H36V6H34ZM46 6H44V8H45ZM49 7V6H48ZM137 7V8H138ZM142 7H144L145 8V6H142ZM162 7H163V5H162ZM24 8V7H23ZM23 8H21V9H23ZM43 8V9H44ZM83 8H85V6H83ZM109 8V7H108ZM122 8V7H121ZM135 8V7H134ZM157 8H160L159 6H157ZM156 8V9H157ZM166 8V7H165ZM186 8V7H185ZM248 8V7H247ZM39 9V8H38ZM63 9L65 10L66 8H65V6L63 7ZM86 9V8H85ZM119 9V8H118ZM128 9V8H127ZM126 9V10H127ZM148 8H146L145 10H146V12L148 11L147 10ZM151 9V8H150ZM167 9H169V8H167ZM249 9H250V7H249ZM253 9V8H252ZM255 9H257V8H255ZM255 9H253L254 11H255ZM16 10V13H17V9L15 8L14 9V11ZM47 10V9H46ZM54 10V9H53ZM66 10H68V8L66 9ZM65 10V12H66V15H67V13L69 14L70 12L69 11H66ZM197 10V9H196ZM224 10V9H223ZM251 10V9H250ZM18 11H19V9H18ZM27 11V10H26ZM56 11V10H55ZM54 11V12H55ZM124 11V10H123ZM128 11H131V8H130V10H128ZM127 11V12H128ZM134 11L135 10H133V13H134ZM168 11V10H167ZM172 11V14L174 15V13H173V10H171ZM171 11L170 12H168V13H170L171 14ZM246 11V10H245ZM245 11H244V13H245ZM248 11V10H247ZM253 11V12H254ZM257 11V10H256ZM20 12V11H19ZM41 12V11H40ZM87 12V11H86ZM132 12V11H131ZM142 8H141V10H140V14H146V12H142ZM150 12H151V10H150ZM150 12H148V13H150ZM158 12V14H159V12H160V10L159 11H157ZM182 12V11H181ZM251 12V11H250ZM42 13V12H41ZM52 13V12H51ZM60 13V12H59ZM138 13V14H139ZM165 13H166V11H165ZM243 13V14H244ZM61 14H63V13H61ZM72 14V13H71ZM76 14V13H75ZM74 14V16H71L70 14L68 15V16H71L72 17V19L76 16ZM83 14V13H82ZM132 14V13H131ZM135 14V13H134ZM151 14V13H150ZM153 14V16L154 15H156V14H154V13H152ZM167 14V13H166ZM176 14V13H175ZM179 14V13H178ZM197 14H198V16H199V14H201V13H198L197 12ZM208 14V13H207ZM13 15V14H12ZM37 15V14H36ZM48 15V14H47ZM87 15V14H86ZM137 15V14H136ZM167 15H169V14H167ZM225 15V14H224ZM231 15H233V14H231ZM235 15V14H234ZM248 15V14H247ZM264 15V14H263ZM19 16V17H18ZM22 16V13H20V15H18V13H17V19H19L20 17ZM140 15H138V17H139ZM158 16H161L160 14L158 15ZM177 16H179V15H177ZM176 16V17H177ZM180 16H183L184 17V15H180ZM201 16V15H200ZM226 16V15H225ZM236 17H238L237 15H235ZM234 16V17H235ZM53 17V16H52ZM59 17V16H58ZM62 17V16H61ZM61 17H59V20H60V18ZM78 17V16H77ZM80 17H82L81 15H80ZM109 17H111V16H109ZM145 16H142V18H144ZM171 18V16H168V18ZM175 17V16H174ZM183 17H181L182 19H183ZM188 17V16H187ZM230 17H232V16H230L229 15V18H228V20L230 19ZM7 18H9V16L7 17ZM22 18V17H21ZM31 18V17H30ZM112 18V17H111ZM157 18V17H156ZM158 18H160V19H163V20H167V19H165V18H162V17H158ZM189 18H191V17H189ZM72 19H71V21H72ZM74 19H77V18H74ZM73 19V22L75 21ZM200 19H201V17H200ZM208 19H210V18H208ZM232 19V18H231ZM250 19V18H249ZM20 20V19H19ZM63 20V19H62ZM62 20H61V22H62ZM78 20H80V19H78ZM76 21L78 24H79V22L80 21ZM97 20H99V19H97ZM114 19H111L110 21H113ZM234 19H232V21H233ZM38 21V20H37ZM65 21V20H64ZM108 21V20H107ZM109 21V22H110ZM158 21H159V19H158ZM169 21H170V19H169ZM168 21V22H169ZM171 21H173V20H171ZM175 21V20H174ZM173 21V22H174ZM198 21H199V18H198ZM201 21H202V19H201ZM201 21H199V23L201 22ZM211 20H205V22H207V28H209L208 26V22H209V24H211V22H210ZM214 21V20H213ZM239 22H240V20H238ZM67 22H69V21H67ZM97 22V21H96ZM119 22V21H118ZM117 22V24H120V23H118ZM152 22V21H151ZM176 22H178V21H175V23ZM204 22V21H203ZM204 22V23H205ZM216 22V21H215ZM235 22V21H234ZM253 22V21H252ZM260 22V21H259ZM39 23V22H38ZM46 23V22H45ZM66 23V22H65ZM75 24V25H77L78 26V24ZM95 23V22H94ZM101 23H103L102 24V26H101ZM99 22V23H97L96 25L97 26H94L95 28H99L98 27V24H100V28L101 29H99V30H101L102 31V29H104V27H106L107 26V24H111V23H113L114 25H115V23L116 22H111V23H108L107 22V24H106V26H104V22ZM152 23H154V21L152 22ZM158 23H160V22H156L155 24L158 26L159 24ZM202 23V22H201ZM218 23H220V22H218ZM222 23H223V25H225L226 23H227V21L226 20H224V21H222ZM221 23V24H222ZM6 24V23H5ZM67 24H69V23H67ZM116 24V25H117ZM141 24V23H140ZM220 24V25H221ZM241 24V23H240ZM258 24V23H257ZM261 24H262V22H261ZM42 25V24H41ZM46 25H47V23H46ZM73 26H74V23L72 24ZM178 25V26H177ZM189 25V24H188ZM206 25V24H205ZM242 25V24H241ZM245 25V24H244ZM16 26V25H15ZM71 26V25H70ZM69 26V27H70ZM73 26L71 27L72 28V30H73ZM93 26V25H92ZM92 26H90L89 28H94V27H92ZM104 26V27H103ZM112 26V25H111ZM172 26H173V24H172ZM175 26V25H174ZM181 27V24H176V27ZM191 25H189L188 27H190ZM247 26V25H246ZM259 26V28H260V31H262L263 30V28H261V25H258ZM262 26H264V23H263V25ZM69 27H67V29H66V27L63 25V33H66V32H64V28H65V30L66 31H68V33H69V31H71L70 30V28ZM75 27V26H74ZM82 27V26H81ZM155 27V26H154ZM164 27V26H163ZM162 27V28H163ZM187 27V26H186ZM191 27H194L193 25L191 26ZM216 27V26H215ZM226 27V26H225ZM242 27H243V25H242ZM247 27H249V26H247ZM69 28V29H68ZM79 28H80V26H79ZM88 28V27H87ZM115 28H117V27H115ZM168 28H170V27H168ZM217 28V27H216ZM215 28V29H216ZM233 28V27H232ZM234 28H236L235 30H239L240 32H241V28H239L238 29V25L236 24V27H234ZM251 29H254V28H252V27H250ZM62 29V28H61ZM82 29V28H81ZM86 29V28H85ZM214 29V30H215ZM218 29V28H217ZM216 29V30H217ZM262 29V30H261ZM77 30H80V29H77ZM93 30V29H92ZM98 30V31H99ZM110 30H111V32H112V27H111V29H109L108 30V32H110ZM225 29H224V26H222V32L224 31ZM232 30H234V29H232ZM231 30V31H232ZM59 31V30H58ZM58 31L56 30V32L55 33H58ZM83 31V30H82ZM81 31V32H82ZM150 31V30H149ZM160 31V30H159ZM180 31H181V28H180ZM203 31V30H202ZM210 31V30H209ZM218 31V30H217ZM238 31V34H241L240 32ZM246 32L245 30H242V34L244 33V32ZM256 30L254 29V32H255ZM72 32V31H71ZM84 32V31H83ZM88 32V31H87ZM93 32H96V31H93ZM107 32V33H108ZM123 32V31H122ZM136 32V31H135ZM135 32H133L132 31V34L134 35V33ZM139 32V31H138ZM161 32H165V31H161ZM191 32H192V30H191ZM215 32V31H214ZM54 33V34H55ZM79 33V32H78ZM89 33V32H88ZM99 33H101V32H99ZM113 33V32H112ZM140 33V32H139ZM151 33V32H150ZM176 32H173V33H171L170 35L169 34H166L165 35V37L164 38H166V39H171V38H173V37H175L176 36V34L178 35L179 33H176ZM180 33H182V32H180ZM184 33V32H183ZM192 33H194V30H193V32ZM192 33H190V34H192ZM197 33V32H196ZM210 33V32H209ZM224 33V32H223ZM222 33V34H223ZM227 33H228V31H227ZM227 33H226V36H227ZM235 33H237V31L235 32ZM260 33V32H259ZM259 33H258V36H259V39H260V37H262L261 35H259ZM261 33H263V32H261ZM82 34H85V32L84 33H82ZM96 34H98V32H96ZM121 34V33H120ZM122 34H126L125 33V31L122 33ZM162 34H164V33H162ZM186 34V33H185ZM229 34V33H228ZM234 34V33H233ZM241 34V35H242ZM246 34H248L249 36H250V33L247 31L246 32ZM49 35V34H48ZM56 35V34H55ZM71 35V34H70ZM73 35V34H72ZM71 35V36H72ZM78 35V34H77ZM91 35V34H90ZM90 35H88L87 37L88 38H90L89 36ZM127 35V34H126ZM137 35V34H136ZM152 35V34H151ZM150 35V36H151ZM180 35V34H179ZM200 37H199V36ZM247 35V36H248ZM252 35V34H251ZM254 35V34H253ZM57 36V35H56ZM83 36V41H84V44L86 45V48H88L89 47V45H88V42H90L89 41V39H87L86 40V42H85V39L87 38L86 37V35H82ZM97 36H99V34L97 35ZM113 37H114V35H112ZM150 36H149V40H150ZM154 35H152V37H153ZM183 36V35H182ZM185 36V35H184ZM196 36H198L199 38H198V42H199V40L201 39V37H204V36H202V34H200L199 32L197 33V35ZM225 36V35H224ZM230 36V35H229ZM231 36H232V34H231ZM230 36V37H231ZM244 36V35H243ZM247 36H245V37H247ZM248 36V37H249ZM42 37H44V36H42ZM47 37V36H46ZM45 37V38H46ZM72 37H74V36H72ZM72 37H70L69 36V34H68V38H70L69 40H71V39H75V41L77 40L78 41V39H76V38H72ZM80 37V36H79ZM152 37H151V39H152ZM157 37H158V35H157ZM188 37H190V35H188L187 34V36H186V38L187 39H189ZM192 37H193V35H192ZM253 37V36H252ZM68 38H67V40H68ZM81 38V37H80ZM98 38V37H97ZM121 38H123V39H125V40H127L126 39V36H123V37H121ZM130 36H129V38H128V40H130ZM184 38V40H186L187 41V39H185V37H183ZM183 38H182V40H183ZM191 38V37H190ZM211 38H212V40H214V42H215V44L214 45H212L213 47H211L210 49H204V46H203V48H202V46H200V45H198L197 46V48H195L194 49V54L193 55H195V56H193V58L195 59H193L194 61H192V57H191V61L194 63V64H196V65H199L200 66V64H212V65H214V69L212 68V69H207L206 70V72H204L205 73V75H206V80L203 78V76H204V73H203V76L201 75L202 74V72H203V70H201L202 68H200L199 70H197L198 72V74H197V76H196V78H195V76H193L194 77V82L196 81V83H198V86H199V84H201V85H203V87H204V91L205 92H208V93H210V89H212L213 90V86L214 85H212V83H211V80H208V79H210V78H217L218 77V75L220 74V73H222V72H225V71H227V70H230V69H232L231 70V72L234 70V68H235V66H234V64H225L224 63V60L227 58V57H229L231 60H233L232 61V63L233 62H235V60H237V59H242V56H244V55H241L240 53H239V51H237L235 48L236 47H234L232 44H229V43H227L225 40H224V38H223V36L222 35H220V34H216V32L211 36ZM232 38V37H231ZM234 38H236V36L234 37ZM239 38V37H238ZM237 38V39H238ZM250 38V37H249ZM9 39V38H8ZM47 39V38H46ZM49 39V38H48ZM93 39V38H92ZM96 39V38H95ZM142 39V38H141ZM154 39H155V37H154ZM174 39V44H176L178 41L177 40H175L176 38H173ZM173 39H172V41H173ZM204 40H206L205 39V37L203 38ZM229 39V38H228ZM240 39V38H239ZM248 40L247 38H243V40ZM259 39H257V41L259 40ZM11 40V39H10ZM9 40V41H10ZM42 40H44L43 38H42ZM67 40H66V45H67ZM91 40V39H90ZM94 40V39H93ZM98 40V39H97ZM109 40L110 39H108V43H111V42H109ZM117 40V39H116ZM73 40H71V42H72ZM75 41H73L72 43H75ZM139 41V40H138ZM148 41V40H147ZM189 41V40H188ZM195 41V40H194ZM228 41V40H227ZM240 41V40H239ZM256 41V40H255ZM8 42V41H7ZM12 42V41H11ZM43 42V41H42ZM49 42V41H48ZM79 43H77V44H79L78 45V47L81 49V47H80V41H78ZM114 42V41H113ZM123 42H126V41H123ZM128 42V41H127ZM130 42V41H129ZM168 42V41H167ZM191 42V41H190ZM192 42H193V40H192ZM259 42V41H258ZM70 44L71 46H73L71 49H74V45L76 44ZM87 43V44H86ZM91 43V42H90ZM187 43V42H186ZM194 43H196L195 45H197V41H195ZM202 43H204V41L202 42ZM37 44V43H36ZM63 44V43H62ZM61 44V45H62ZM84 44H83V46H84ZM92 44H93V41H92ZM145 44V43H144ZM143 44V45H144ZM188 45H182V46H184V47H180L178 44H177V46H179L181 49H183V48H187V46L190 48V46H189V42L187 43ZM193 44V43H192ZM69 45V46H70ZM82 45V44H81ZM110 45H112V44H110ZM137 45V44H136ZM194 45V46H195ZM202 45V44H201ZM104 46H105V44H104ZM122 46V45H121ZM138 46V45H137ZM176 46V45H175ZM175 46H174V51H172L174 54H175V50H178L179 49V47H177V48H175ZM194 46L192 45V47L194 48ZM62 47H64V45L62 46ZM77 47V48H78ZM95 47V46H94ZM147 47V46H146ZM155 47H157V46H155ZM162 47V48H161ZM161 47H159L158 48V52H162V49H163V47H165V46H161ZM171 46H169V47H167V48H170ZM103 48H105V47H103ZM107 48V47H106ZM206 48V47H205ZM64 49H65V47H64ZM64 49H62V51H66L67 52V50H68V52H70V54H71V52L72 51H70L69 50V48L67 49V50H64ZM89 49V48H88ZM111 49V52L112 51H115V49H113L112 50V47L110 48ZM144 50H145V48H143ZM152 49V48H151ZM151 49H149V50H151ZM170 49H172V47L170 48ZM79 50V49H78ZM104 50V52L102 51V55H104L103 56V59L104 58H106L105 56H106V54H107V49H103ZM142 50V49H141ZM141 50H139V51H141ZM144 50H142L143 52H145ZM188 50V51H187ZM187 50H184V52H185V54L187 55L188 54V52H189V50L190 49H188L187 48ZM192 50V49H191ZM190 50V51H191ZM254 50L256 51L255 53H257V54H251L247 59H245L244 60V64H245V66L247 67V68H249V70L251 71L252 70V76H251V79H252V81L253 82H256L257 81V79H258V77L259 76H257L256 75V73H260V72H264L263 71V69H264V54L262 53V51L264 50V44H262V45H256V47L254 48ZM86 51H88V50H86ZM85 51V52H86ZM101 51V50H100ZM105 51H107L106 53H105ZM141 51V52H142ZM154 51V50H153ZM153 51H152V53H153ZM90 52V51H89ZM116 52V51H115ZM141 52H140V55H141ZM151 52V51H150ZM158 52L156 53L157 55H158ZM166 53L165 54H167V50L165 51ZM178 51H176V53H177ZM180 52H181V50H180ZM187 52V53H186ZM6 53V52H5ZM80 52H78V54H79ZM85 54V53H84ZM83 54V55H84ZM93 54V53H92ZM109 54V57H110V53H108ZM113 54V53H112ZM172 54V53H171ZM177 54H179V52L177 53ZM181 54V56H182V54L183 53H180ZM189 54H190V52H189ZM15 55V54H14ZM32 55V54H31ZM57 55V54H56ZM79 55H81V53L79 54ZM79 55L77 56V54L75 55L76 57H79ZM102 55H101V58H102ZM145 55H148V54H145ZM162 55V54H161ZM163 55H164V53H163ZM162 55V57H164L165 58V55L163 56ZM173 55V54H172ZM190 55H192V54H190ZM8 56V55H7ZM20 56V55H19ZM69 55H67V57H68ZM75 56L73 55V58H75ZM88 56V55H87ZM86 56V57H87ZM108 56V55H107ZM149 56H150V54H149ZM155 56V55H154ZM174 56V55H173ZM61 57V56H60ZM66 57V56H65ZM113 57V56H112ZM112 57H110L109 59H111L112 60ZM115 57V56H114ZM178 56H176L175 58L176 59H179V57H180V55H179V57L177 58ZM189 57V56H188ZM89 58V57H88ZM87 58V59H88ZM93 58H95V57H93ZM92 58V59H93ZM118 58V57H117ZM130 58H132V56L130 57ZM140 58H141V56H140ZM145 58V57H144ZM155 58H156V60L158 59V58H160V56H155ZM168 58V57H167ZM182 58H183V56H182ZM185 58H187L186 56H185ZM63 59V58H62ZM66 59V58H65ZM65 59H63L64 60V62H65ZM77 59H81L80 57L79 58H77ZM96 59L97 60H100V59H98V57L96 56ZM96 59H93V60H95V62L97 61ZM137 59V58H136ZM146 59V58H145ZM152 59V58H151ZM151 59H150V61H151ZM163 59V58H162ZM162 59H161V61H162ZM168 59H170V60H167V61H171L172 60V62H174L175 60L172 58V56H171V58H168ZM180 59H181V57H180ZM56 60V59H55ZM54 60V61H55ZM70 60V59H69ZM89 60V59H88ZM132 60V59H131ZM147 60H149V59H146V61ZM174 60V61H173ZM160 60H159V62H161ZM181 61V60H180ZM186 61V60H185ZM243 61V60H242ZM63 62V63H64ZM90 62V61H89ZM97 62H99V61H97ZM96 62V63H97ZM100 62L103 64L102 66L104 67L105 65H104V63H103V61H102V59L100 60ZM99 62V64H101ZM105 62V61H104ZM137 62V61H136ZM149 62V61H148ZM152 62V61H151ZM169 62H168V64H169ZM172 62H170V64H173V66H171L170 68H173L174 67V65H181V64H175L176 63V61L174 62V63H172ZM52 63H53V61H52ZM52 63H50V64H52ZM74 62L72 61L71 62V64H73ZM78 63H79V61H78ZM81 63H83V62H81ZM80 63V64H81ZM87 63H88V61H87ZM110 63V65L112 64V61L111 62H109ZM138 63V62H137ZM143 63H145V62H143L142 61V64ZM162 63V62H161ZM182 63V62H181ZM75 64H76V66H77V63L75 62ZM86 64V63H85ZM85 64H83V65H85ZM139 64V63H138ZM137 64V65H138ZM141 64V65H142ZM148 64V63H147ZM150 64V63H149ZM167 64V63H166ZM165 63H164V66H167ZM190 64H191V62H190ZM239 64H241V63H239ZM53 65V67H55L54 66V64H52ZM59 66H60V64H58ZM98 65V64H97ZM114 65V64H113ZM118 65V64H117ZM131 65H134V69L136 70L137 68H138V70H139V68H140V64L137 66L136 65V63L135 64H131ZM161 65H163V63L161 64ZM182 65H183V63H182ZM196 65H195V69L196 68H198V67H196ZM243 64H241L240 66H242ZM46 66V65H45ZM47 66H48V64H47ZM71 66V65H70ZM137 66V67H136ZM148 66H150L151 67V64L150 65H148ZM169 66V65H168ZM191 66H193V68H194V65H192L191 64ZM237 66V65H236ZM244 66V65H243ZM51 67V66H50ZM75 67V66H74ZM88 67V66H87ZM131 67V66H130ZM136 67V68H135ZM159 67V66H158ZM183 67H184V65L183 66H181L180 68H182V70H183ZM201 67V66H200ZM69 69H71V71L73 72V71H77L75 68H73L72 66L71 67H68ZM79 68H80V70H83V69H81L82 68V66H79ZM94 68H96V67H94ZM100 68H102L101 66H100ZM109 68H110V66H109ZM122 68V71H124L125 69L123 68V67H121ZM126 68V67H125ZM27 69V68H26ZM48 69V68H47ZM54 69V68H53ZM53 69H52V72H53ZM62 69V68H61ZM75 69V70H74ZM78 69V68H77ZM99 69V68H98ZM112 69V68H111ZM124 69V70H123ZM128 69V68H127ZM126 69V70H127ZM161 69V68H160ZM169 69V68H168ZM174 69V68H173ZM172 69V70H173ZM177 69V68H176ZM206 69V68H205ZM24 70V69H23ZM31 70V69H30ZM30 70H28V71H30ZM45 70V69H44ZM49 70H51V69H49ZM49 70L47 71V72H49ZM55 70V69H54ZM68 70V69H67ZM79 70V69H78ZM79 70V71H80ZM96 70V69H95ZM114 70V69H113ZM125 70V71H126ZM142 70V69H141ZM146 70V69H145ZM175 70V69H174ZM178 70V69H177ZM200 70H201V73H199L200 72ZM32 71V70H31ZM62 71V70H61ZM84 71V70H83ZM82 71V72H83ZM110 71H112V70H110ZM118 71H120V70H118ZM121 71V72H122ZM133 71V70H132ZM148 71V70H147ZM146 71V72H147ZM152 71H154V70H152ZM163 71V70H162ZM170 72V70H167V72ZM180 72H181V70H179ZM185 71H187V70H185ZM190 71L192 72V70L190 69ZM46 72V71H45ZM63 72V71H62ZM71 72V73H72ZM81 72V71H80ZM81 72V73H82ZM95 72H97V71H95ZM116 72V71H115ZM127 72V74H128V72L129 71H126ZM134 72V71H133ZM138 71H136V73H137ZM143 72H144V70H143ZM164 72V74H166V75H170L169 73H166L165 71H163ZM173 72V71H172ZM180 72H178L177 71V73H178V77H174L175 76V74L173 75V73H172V75L171 76H163V78L164 79H162L161 77L162 76H160V78L158 77V79L156 78V80H159V79H161V80H165V81H167L166 83H168L169 84V82H173L174 84H182L183 82H186V85H187V81H189V80H191V78H192V76H191V74H190V76L188 75L189 73V70L187 71V76H183ZM194 72H196V71H194ZM26 73H29V72H26ZM70 72L68 73V76H72V74H71ZM130 73V72H129ZM135 73V72H134ZM154 73H155V71H154ZM154 73H152V75L154 74ZM158 73H161L160 72V70H156V74H158ZM176 73V74H177ZM182 75H180V74ZM193 73V72H192ZM233 73H235V72H233ZM71 74V75H70ZM77 74V73H76ZM87 74V73H86ZM85 74V78L86 77H88L87 75ZM137 74H139V73H137ZM226 74V76L228 75L227 73H225ZM247 74V73H246ZM45 75H46V73H45ZM66 75H67V73H66ZM97 75H99V74H97ZM131 75H134V74H131ZM130 75V76H131ZM140 75V74H139ZM146 75H149V77L151 76L150 75V73L148 72V74H146ZM160 75V74H159ZM235 76L237 75V77H240V78H242V75H238V74H234ZM136 75H134L133 77H135ZM143 76H145V75H143ZM155 76V75H154ZM247 76H248V74H247ZM246 75L244 76V78L245 79H243L242 78V80H243V82H244V80H246V77H247ZM44 77V76H43ZM53 77V76H52ZM54 77H56V76H54ZM89 77H90V75H89ZM142 77V76H141ZM141 77H140V79H141ZM146 77V76H145ZM183 77H185L186 78V80L187 81H185V80H183ZM205 77V76H204ZM225 77V76H224ZM228 77V76H227ZM227 77H225V78H227ZM63 78V77H62ZM91 78V77H90ZM90 78H86V80L87 81H89L90 80ZM204 79V81H201V79ZM219 78V77H218ZM231 78V76H229V79ZM51 79V78H50ZM49 79V80H50ZM54 79H56V82H57V80L59 81L60 79H58V78H54ZM75 79V78H74ZM89 79V80H88ZM248 79H249V77H248ZM259 79H262V81H263V78H259ZM0 80H2V78L0 79ZM45 80H48V79H45ZM64 80V79H63ZM80 80H81V78H80ZM80 80H78V82L80 81ZM85 79H84V82L86 81ZM97 80V79H96ZM115 80H116V77H115ZM133 80V79H132ZM52 80H50V82H51ZM61 81V80H60ZM121 81V80H120ZM127 81V80H126ZM134 81V80H133ZM138 81V80H137ZM140 81V80H139ZM142 81V80H141ZM143 81H144V79H143ZM142 81V82H143ZM169 81V82H168ZM220 81V80H219ZM248 81V80H247ZM48 81H46V82H44L43 83V85L45 84H48V83H50V82H48ZM90 82V81H89ZM94 82V81H93ZM116 82V81H115ZM128 82H129V80H128ZM259 82V81H258ZM59 83H61V82H58V85H59ZM80 83H81V81H80ZM113 83V82H112ZM112 83L109 85V86H111L112 85ZM139 84H138V86L137 87H140L139 85H141L140 83L141 82H138ZM191 85H188V87L186 88V89H184L185 91H187V90H191V92H197V90L195 89V86H193V81H191ZM248 83H249V87H251V83L248 81ZM41 84V83H40ZM52 85L54 84V83H51ZM64 85H65V83H63ZM63 84H61V86L63 85ZM87 84V87L86 88H88L89 86L91 87V88H94L93 86H92V84L93 83H86ZM85 83L83 84V86H85L86 85ZM128 84L129 83H127L126 84V86H128ZM134 84V83H133ZM143 84V83H142ZM185 84V83H184ZM240 84V83H239ZM256 84V83H255ZM263 84H264V81H263ZM44 85V87L46 88V86ZM63 85V86H64ZM89 85V86H88ZM93 85H95V83L93 84ZM116 85H117V83H116ZM170 85H172L171 83H170ZM169 85V86H170ZM218 85H219V83H218ZM228 85H229V83H228ZM227 85V86H228ZM258 85H261V82H260V84H258ZM53 86H55V85H53ZM52 86V87H53ZM99 85H97L96 84V86H95V88L96 87H98ZM176 86V85H175ZM181 86V85H180ZM179 86V87H180ZM185 86V85H184ZM211 86H212V88H211ZM223 86V85H222ZM221 86V87H222ZM225 86V85H224ZM235 86V85H234ZM236 86H238V85H236ZM101 87H102V85H101ZM119 87H120V85H119ZM128 87H131L130 85L128 86ZM228 87H232L231 86V84L228 86ZM238 87H240V86H238ZM238 87H233L235 90H238ZM54 88V87H53ZM64 88H65V86H64ZM71 88H73V87H71ZM110 87H108V89H109ZM219 88V86L217 87V89ZM224 87H222V89H223ZM254 88H257V89H259L257 86L256 87H254ZM11 89V88H10ZM48 89H50V88H47L46 90L48 91V93L49 94H51L50 93V90H48ZM55 89V88H54ZM68 89H70V88H68ZM81 90H83V89H85V87H83V89L82 88H80ZM89 89V88H88ZM88 89H86L87 91H88ZM97 89H99V87L97 88ZM108 89H104V92L105 91H107ZM138 89V88H137ZM181 89V88H180ZM216 89V90H217ZM38 92H40V89H36ZM43 90V89H42ZM45 90V89H44ZM53 90V89H52ZM91 90V89H90ZM89 90V92H92L93 91V89L90 91ZM95 90V89H94ZM117 90V89H116ZM200 90H203V89H200ZM247 90H249V89H247ZM247 90L244 92L243 91V96H245L246 97V92H247ZM255 90V89H254ZM85 91V90H84ZM83 91V92H84ZM87 91H85L86 93H87ZM95 91H97L98 92V90H95ZM103 91V90H102ZM222 91H224V89L222 90ZM226 91V90H225ZM230 90H227L226 91V93L228 94V93H232V90L229 92ZM260 90H257V92L256 93H258ZM17 92V91H16ZM59 92H61V91H59ZM58 92V93H59ZM82 91H81V94L82 95H84V93H83ZM94 92V91H93ZM108 92H110V90L108 91ZM112 92H113V90H112ZM127 92V91H126ZM132 92L131 90L130 91H128L127 93L128 94H130V93ZM134 92V91H133ZM133 92H132V94H133ZM188 92H190V91H188ZM198 92H199V90H198ZM218 92V90L216 91V93H210L208 96H207V98H208V102H209V100H212V102L213 101H215L216 99L218 100V99H220V98H218L219 96L220 97H223L222 95L223 94H218L217 93ZM240 92H241V90H240ZM263 92V91H262ZM37 93V92H36ZM35 93V94H36ZM46 93V92H45ZM61 93H63V92H61ZM111 93V92H110ZM176 93V92H175ZM179 93H180V95H184V93L182 94L180 91H179ZM178 93V94H179ZM207 93V94H208ZM249 93V92H248ZM17 94V93H16ZM41 93H39L38 95H40ZM90 94V95H89ZM95 94V93H94ZM93 94V95H94ZM97 94H100L99 92L98 93H96L95 95H97ZM112 94V93H111ZM137 94V93H136ZM141 94H143V93H141ZM194 95H195V93H193ZM196 94H199V93H196ZM240 94H242V92L240 93ZM259 94H260V96H261V92H259ZM258 94V95H259ZM263 94H264V92H263ZM13 95V94H12ZM52 95V94H51ZM87 96L89 95L90 97H91V93H87L86 94ZM92 96V98H94V99H96V96ZM113 95V94H112ZM134 95V94H133ZM150 95V94H149ZM205 95V94H204ZM239 95V94H238ZM36 96V95H35ZM35 96H33V99H30V97H29V103L27 102V104H26V106H23V107H18V110L16 111V113H10V112H7V109H5V108H0V135H1V133H3L4 135H1L2 137H1V139H2V141L0 142V180H7V182H10V185H11V188L16 192V197L14 196V198H8V196H7V194L5 193V189L1 186V183H0V204H3V203H1V202H5V199L7 198L8 200H10V204L8 203H4V204H7V206L9 205V206H13V205H17V202L20 200L19 199V197L20 196H22L23 194H25L26 195V200H27V198L28 197H30V196H33L34 195V199H35V201H36V203H37V205H36V203H35V201H34V203L32 204V205H36V207H41V209L43 210V209H47V211H45V212H47L48 213V210H49V212H52V211H55V210H58V208H60V206L64 203V202H68V200H70L71 202L70 203H72L73 204V202H72V200L74 199V198H76L77 200H80V201H78V203L80 202H82V199H83V202H82V204H83V206L84 207H86V208H88V213L89 212H93L94 214H95V219L97 218H99L98 216H102L103 214L105 215H107L106 216V218L109 216V213H107V212H111V211H115V210H117V208L119 207V208H121L120 206H131V205H133V204H136V203H140L139 201H142L143 199L141 198L142 196L144 197V195H143V190H144V188L145 189H147L148 188V183H149V181H148V183H146V179L147 178H144V176L143 175H137L136 173L138 172H136L135 174H133V173H131V170H129L130 172H126V171H128L127 169H124V170H126L123 174L120 172V174H119V177L118 178H120L121 177V180H122V183H119V182H116L115 180H114V178H111V177H108V176H97V177H95L94 179H90L89 178V180H87V181H85V182H83V183H79V182H77V181H74L73 180V178L72 179H69V178H65V177H63L62 175H61V177H60V173L59 172H56V169L55 168H57V167H59L57 164H58V162H57V164L55 165V163L53 162V161H51V160H49V159H47V157H46V154H45V151H46V147H45V145H44V126L45 125H52V124H54L55 126H52V128L53 127H56V124H58V122L60 121L59 119H60V117H59V119H58V117H55L54 116V118H51L50 117V115H48V113L51 111V110H49V108L48 109H46V107L45 106H43V105H46V104H48V103H46V104H43L42 106H41V104L42 103H45V99L43 98V101L41 102V100H40V98H39V96H36V100H37V98H39V101L41 102V104H38V103H35V102H37V101H35L34 100V97ZM42 95H40V97H41ZM85 96V95H84ZM88 96V97H89ZM104 96V95H103ZM107 96H108V94H107ZM124 96H125V94H124ZM137 96H138V94H137ZM139 96H141L140 94H139ZM147 96H148V94H147ZM197 96H199L198 98L199 99H204L205 97L204 96H202L203 98H201L200 97V95H197ZM196 96V97H197ZM230 96V95H229ZM241 96V95H240ZM248 96V98L250 99V97H249V94L247 95ZM260 96H256L257 97V99H255L256 97L255 96H253V97H255L254 98V100H248V103H246L248 106H247V108H249L251 105H253V104H256V106L258 105V103L256 102V101H262V100H258V97H260ZM13 97V96H12ZM15 98H17L16 97V95L14 96ZM54 97V96H53ZM53 97L51 96V98L53 99ZM86 97V96H85ZM100 97V99L102 100L103 98H102V96L101 95H99L98 96V98ZM120 97V96H119ZM123 97V96H122ZM128 97L130 98V96L128 95ZM127 97V98H128ZM134 97V96H133ZM142 97V96H141ZM140 97V98H141ZM151 97V96H150ZM157 97H159V95H157ZM167 97V96H166ZM166 97H164L163 98V100L166 98ZM169 97H171V96H169ZM195 97V98H196ZM264 97V96H263ZM31 98H32V95H31ZM48 98H50V97H48ZM56 98V97H55ZM54 98V100H53V102H55V99ZM87 98V97H86ZM92 98H90V101L89 100H87V102L89 101V103H91L92 104V102H91V99ZM112 98V97H111ZM243 98V97H242ZM247 98V97H246ZM245 98V99H246ZM247 98V99H248ZM75 99H77V100H79V101H77V103L78 102H80L81 100H83L82 98L80 99H78V98H75ZM99 99V100H100ZM119 99H121V98H119ZM118 99V100H119ZM124 99V98H123ZM122 99V101H124ZM145 99L147 100L148 98H146L145 97ZM153 99H154V97H153ZM31 100H33V102H31ZM50 100V99H49ZM74 100V99H73ZM73 100H72V104L73 105H75L74 104V102H73ZM125 100H128V99H125ZM143 100H144V98H143ZM145 100V101H146ZM151 100V98L148 100L149 101V105H148V103H146L147 104V106H151L150 107V109L152 108V106H153V102L152 101H150ZM159 100H161V98L159 99ZM169 100H171V99H169ZM168 100V101H169ZM188 100V99H187ZM207 100V99H206ZM232 100V99H231ZM35 101V102H34ZM96 101V100H95ZM121 101V102H122ZM131 101V100H130ZM165 101H166V103H167V100L165 99ZM172 101V100H171ZM223 101V100H222ZM233 101V100H232ZM246 101V100H245ZM252 101H254V102H252ZM51 102V101H50ZM99 101H97V103H98ZM140 102V101H139ZM139 102H136V103H139ZM160 102V101H159ZM173 102V101H172ZM211 102V103H212ZM223 102H225V101H223ZM252 103V104H250V103ZM256 102V103H255ZM85 103V102H84ZM84 103L81 105V103H79L80 104V106L82 107L83 105H84ZM89 103L88 104H86L87 105V107L89 106ZM120 103V102H119ZM124 103V102H123ZM135 102H134V106H136V105H138V104H136ZM141 103H143V102H140V105H141ZM155 103V102H154ZM214 103V102H213ZM216 103V102H215ZM214 103V104H215ZM243 103V100L241 101V104ZM101 104L102 103H100V106H101ZM126 104V103H125ZM129 104H131V103H129ZM143 104H145V103H143ZM172 104V103H171ZM214 104H213V106H214ZM54 104H51V106H53ZM68 105V104H67ZM66 105V106H67ZM70 105V104H69ZM73 105H71L72 107H76V106H73ZM76 105H78V104H76ZM117 105V104H116ZM121 105V104H120ZM119 105V106H120ZM155 105V104H154ZM162 105V104H161ZM168 105V104H167ZM181 105V104H180ZM260 105V104H259ZM2 106V105H1ZM141 106H143V105H141ZM145 106V105H144ZM171 106H173V105H171ZM171 106H170V108H171ZM207 106H208V104H207ZM242 106V105H241ZM255 105H253V107H254ZM261 106V105H260ZM85 108V110L86 111H84L83 113H86V112H88V108ZM136 107H138V106H136ZM154 107V106H153ZM159 108H160V106H158ZM158 107H156V108H158ZM68 108H69V106H68ZM78 108H80V107H78ZM101 108H105V107H103V105L101 106ZM124 109L126 108V107H123ZM144 108V107H143ZM149 107H147V109H148ZM169 108V107H168ZM181 108V106L179 107V109ZM184 108V107H183ZM251 108V107H250ZM257 108V107H256ZM90 109V108H89ZM95 109V108H94ZM93 109V110H94ZM124 109H121V110H124ZM139 109V108H138ZM146 109V110H147ZM155 109V108H154ZM164 109V108H163ZM179 109L177 110V111H179ZM252 109H254V108H252ZM257 109H259V108H257ZM46 110H48V113H46L47 111ZM76 109H73V110H71L72 112H74ZM84 110V109H83ZM82 110V111H83ZM93 110H91L90 112L93 114ZM130 110V109H129ZM140 111H144V109H139ZM172 110V109H171ZM264 110V109H263ZM53 111H54V109H53ZM52 111V112H53ZM127 112V113H129V115H130V112L128 111V110H124V112ZM148 111H149V109H148ZM153 111V110H152ZM155 111V110H154ZM166 111H167V109H166ZM176 111V110H175ZM240 111V110H239ZM76 112V111H75ZM105 112H107L108 114H110L107 110L105 111ZM132 112V111H131ZM147 112V111H146ZM150 112H151V110H150ZM168 112V111H167ZM255 115H257L254 111H252ZM70 113V112H69ZM77 113V112H76ZM81 113V112H80ZM91 113H89V114H91ZM95 113V112H94ZM123 113V112H122ZM144 113V112H143ZM149 113V112H148ZM170 113H172V112H170ZM82 114V113H81ZM106 114V113H105ZM113 114H117L116 112L115 113H113ZM120 114V113H119ZM125 115H123V117L125 116L126 118H127V114L126 113H124ZM163 114V113H162ZM167 114V113H166ZM174 114V113H173ZM176 114H177V112H176ZM225 114H227V113H225ZM224 114V112H223V115H225ZM229 115H230V117H231V113H228ZM237 114V113H236ZM263 114H264V112H263ZM71 115V114H70ZM83 115V114H82ZM81 115V116H82ZM85 115V114H84ZM107 115V114H106ZM112 115V114H111ZM118 115V114H117ZM170 115V114H169ZM221 115V114H220ZM92 116V115H91ZM94 116V119H95V114L93 115ZM93 116H92V118L90 119V121H92V120H94L93 119ZM103 115H101V116H98L97 118H99L100 119V117H102ZM131 116V115H130ZM149 116V115H148ZM233 116V115H232ZM240 116V115H239ZM238 116V117H239ZM104 117V116H103ZM117 117V116H116ZM165 117V116H164ZM225 117V118H224ZM224 117H222V115H221V118H222V121H223V119H225L224 121H223V123H226V121L227 120H231L230 118H229V116H228V118H226V116H224ZM241 117V116H240ZM78 118H80V116L78 117ZM85 118V117H84ZM83 117H82V119H84ZM86 118H87V116H86ZM235 118H236V116H235ZM69 119V118H68ZM72 119V118H71ZM98 119V120H99ZM128 119V118H127ZM129 119H130V117H129ZM163 119V118H162ZM166 119V118H165ZM176 119H178V117L176 118ZM196 119V118H195ZM122 120V119H121ZM123 120H124V118H123ZM197 120V119H196ZM199 120V119H198ZM260 120V119H259ZM70 121V120H69ZM74 121H76V122H78V120L77 119H74V120H72L71 122H74ZM99 121H102V119H100ZM202 121V120H201ZM234 121V120H233ZM236 121H238L239 122V120L238 119H236ZM235 121V122H236ZM261 121H262V123H264V117L261 119ZM67 122V121H66ZM114 122V121H113ZM133 122H135V121H133ZM143 122H146V121H143ZM166 122V121H165ZM176 122V121H175ZM174 122V123H175ZM177 122H180V121H177ZM176 122V123H177ZM199 122V121H198ZM60 123H61V121H60ZM87 123H89V122H87ZM121 123V122H120ZM137 123H139V122H137ZM136 123V124H137ZM173 123V124H174ZM201 123V122H200ZM199 123V124H200ZM237 123V122H236ZM82 124V123H81ZM81 124H78V126L80 125L81 126ZM125 124V123H124ZM133 123H131L130 125H132ZM149 124V123H148ZM165 124V123H164ZM173 124H168V126L170 125H173ZM178 125L180 124V126H182L183 124H185V123H183V122H180V123H177ZM176 124V125H177ZM182 124V125H181ZM202 124V123H201ZM227 124V123H226ZM238 124V123H237ZM236 124V125H237ZM61 125V124H60ZM60 125H59V129H60ZM72 125V124H71ZM86 125V124H85ZM141 124L139 123V126H140ZM166 125V124H165ZM186 125H187V123L185 124V128H184V125H183V127H181V128H183L184 130H185V132L186 133H190V132H192V131H194V134L192 133V136L193 135H195V134H197L198 133V135H200V137H201V139L202 140H204L205 142H206V144H208L209 145V143H211L212 142V140L214 139V141H215V138H218L220 135H219V133L218 132H216L215 134H210V132H205L203 129H202V127H201V125H198V127L196 128V127H189V128H187L186 127ZM241 125V124H240ZM73 126H74V124H73ZM102 126V125H101ZM101 126H100V129H101ZM114 126H115V123H114ZM138 126V125H137ZM157 126V125H156ZM162 126V125H161ZM168 126H165V128L167 127L168 128ZM188 126V125H187ZM50 127V126H49ZM103 127L106 129V131H108V128H110V127H105L104 125H103ZM163 127H164V125H163ZM171 127H173V126H171ZM171 127L170 128H168L167 130L169 131V129H171ZM46 128V127H45ZM48 128V127H47ZM66 128H68V127H66ZM81 128V127H80ZM103 128V129H104ZM126 128V127H125ZM160 128V127H159ZM165 128H163L164 130H165ZM175 128V127H174ZM180 128V127H179ZM179 128H177V129H179ZM179 129V130H181V132H183L182 131V129ZM243 128V127H242ZM55 129V128H54ZM92 129V128H91ZM94 129V128H93ZM104 129V130H105ZM115 129V128H114ZM153 129V128H152ZM176 129V128H175ZM245 129V128H244ZM46 130V129H45ZM65 130H67V129H65ZM71 129H69L68 128V130L67 131H69V132H71L70 131ZM80 130V129H79ZM81 130H82V128H81ZM122 130V129H121ZM149 130V129H148ZM151 130V129H150ZM163 130V131H164ZM216 130H217V128H216ZM60 131V130H59ZM119 132H120V130H118ZM125 131V130H124ZM153 131V130H152ZM161 131V130H160ZM160 131H159V134H160ZM178 131V130H177ZM176 131V132H177ZM187 131H189V132H187ZM218 131H219V128H218ZM51 132V131H50ZM56 132H58V131H56ZM55 132V133H56ZM81 132V131H80ZM109 132V131H108ZM107 132V133H108ZM157 132H158V130H157ZM164 132H166V133H169V132H167L166 130L164 131ZM162 133V134H164L165 135V133ZM245 132V135L247 136V137H253V139H258V134L256 135H253V134H250V133H248V131H244ZM53 132H51V135L53 136L55 133H53ZM82 134H85V133H83V130H82V132H81ZM104 133V132H103ZM112 133V132H111ZM121 133V132H120ZM120 133L119 134H117V136L116 135H114V137L115 138H117L118 137V135H120ZM151 133V132H150ZM153 133V132H152ZM184 133V132H183ZM186 133H184V134H186ZM67 134H70V133H67ZM88 134V133H87ZM90 135H91V133H89ZM97 134V133H96ZM106 134V133H105ZM105 134H103L104 136H102V138L103 137H105L106 135ZM123 134H125L123 131H122V135ZM154 134V133H153ZM174 134H175V132H174ZM173 134V135H174ZM122 135L121 136H119V137H122ZM156 135V134H155ZM169 135V134H168ZM171 135V134H170ZM108 136V135H107ZM106 136V137H107ZM165 136H167V135H165ZM175 136V135H174ZM186 136V135H185ZM191 136V135H190ZM191 136V137H192ZM235 136V135H234ZM234 136H232V137H234ZM46 137V136H45ZM83 137V136H82ZM105 137V138H106ZM109 137V136H108ZM113 137V136H112ZM113 137V139H111L112 141V143H116V140L117 139H115ZM158 137V136H157ZM160 137V136H159ZM187 137H189V135H187ZM199 137V136H198ZM199 137V138H200ZM260 137V136H259ZM4 138V139H3ZM81 138V137H80ZM88 138H89V136H88ZM154 138V137H153ZM174 138H176V137H174ZM182 138V137H181ZM180 138V139H181ZM82 139V138H81ZM115 139V141H113ZM119 139V138H118ZM169 139V138H168ZM184 139V138H183ZM186 139V138H185ZM184 139V140H185ZM190 139V138H189ZM78 140H80V139H78ZM130 140V139H129ZM155 140H157V139H155ZM177 140H178V138H177ZM192 140V139H191ZM72 141V140H71ZM164 141V140H163ZM230 142V144L232 143V142H234V144L235 143H239V142H242V139L241 138H239V137H237V136H235L233 139H231V140H229ZM85 142V141H84ZM92 142V141H91ZM95 142V141H94ZM171 142V141H170ZM198 142H199V140H198ZM197 142V140H196V142L195 143H198ZM218 142V141H217ZM217 142H215V143H217ZM87 143V142H86ZM57 144V143H56ZM78 144V143H77ZM77 144L75 145V147L74 148H76V146H77ZM89 144V143H88ZM95 144H97V143H94V145ZM110 144V143H109ZM114 144H113V147H115L114 146ZM158 144V143H157ZM79 145V144H78ZM99 145V144H98ZM120 145V144H119ZM126 145V144H125ZM124 145V146H125ZM48 146V145H47ZM85 146H86V144H85ZM103 146V145H102ZM108 146V148H106V150H108V151H106L105 149V152L107 153V152H109V149H113L114 150V148H112V147H110L109 145H107ZM111 146H112V144H111ZM127 146V145H126ZM201 146V145H200ZM260 146V145H259ZM83 147H84V145H83ZM87 147V146H86ZM106 147V146H105ZM193 147H195V146H193ZM192 147V148H193ZM203 147V145L201 146V148ZM78 148H80L79 146H78ZM92 148V147H91ZM93 148H94V146H93ZM121 149V146L119 147L118 146V148H117V152L119 151L118 149ZM191 148V149H192ZM196 148V147H195ZM49 149V148H48ZM83 149V148H82ZM116 149V148H115ZM194 149V148H193ZM198 149H200V148H198ZM255 149V148H254ZM258 149V148H257ZM261 148H259V150H260ZM112 150V151H113ZM85 151V150H84ZM103 151V150H102ZM193 151V150H192ZM252 151V150H251ZM258 151V150H257ZM261 151H263L262 149H261ZM54 152V151H53ZM67 152V151H66ZM121 152H122V150H121ZM247 152H249V151H247ZM72 153V152H71ZM71 153L68 155V156H71ZM98 153V152H97ZM97 153H95V154H97ZM101 153V152H100ZM105 153V154H106ZM260 153V152H259ZM55 154V153H54ZM67 154V153H66ZM74 154V153H73ZM102 154H104V153H102ZM126 154H127V152H126ZM129 154H130V152H129ZM128 154V155H129ZM243 154H245V152H243L242 153V155ZM247 154V153H246ZM249 154V153H248ZM248 154H247V165L248 166H246V169H247V167H248V171L250 172V168H252V167H254L255 165H257L258 164V162H257V160H254V163L253 164H248V162L250 163L251 162V160H250V156H249V159H248ZM264 154V153H263ZM65 155V154H64ZM64 155H63V157H64ZM90 155V154H89ZM131 155V154H130ZM238 155V154H237ZM241 155V156H242ZM254 155V154H253ZM253 155L251 156L252 158L251 159H253V158H255L256 156L254 155V157H253ZM60 154H57V157L58 158H60ZM67 156V155H66ZM67 156V157H68ZM76 156H77V153H76ZM93 156V155H92ZM240 156V157H241ZM259 156V155H258ZM242 157H244V156H242ZM94 158V157H93ZM92 158V159H93ZM107 158H108V156H107ZM234 158V157H233ZM61 159V158H60ZM96 159V158H95ZM100 159V158H99ZM212 158H210V160H211ZM221 159L222 158H220V162H222L221 161ZM243 159V158H242ZM256 159V158H255ZM257 159H258V161H260V158H258L257 157ZM67 160V159H66ZM207 160V159H206ZM210 160H209V158H208V160L207 161H209L210 162ZM217 160V159H216ZM226 160H227V158H226ZM250 160V161H249ZM62 161H64V160H62ZM61 161V162H62ZM67 161H69V160H67ZM100 161H101V159H100ZM106 161H109V160H106ZM207 161H205V159H204V161H202V162H204V164H206L207 163ZM215 161V160H214ZM229 161V160H228ZM238 160H236V162H237ZM240 161V160H239ZM239 161H238V163H239ZM253 161V160H252ZM255 161L257 162L256 164H255ZM61 162H59V163H61ZM206 162V163H205ZM209 162H208V166H210V168H211V166H212V164L211 165H209ZM216 162V161H215ZM217 162H218V160H217ZM245 162V163H246ZM261 163L263 162L262 160L260 161ZM186 163V162H185ZM219 163V162H218ZM217 163V164H218ZM264 163V162H263ZM106 164H107V162H106ZM214 164H216V163H214ZM221 163H219V165H220ZM228 164H229V162H228ZM231 165L233 164L232 162L230 163ZM240 164V163H239ZM238 164V165H239ZM255 164V165H254ZM112 165V164H111ZM148 165H150L149 163H148ZM144 166V168H146V167H148L147 169H148V173L150 172V170H151V172L150 173H152V167L153 166H151V168H150V166ZM207 165V164H206ZM218 165V166H219ZM225 165V164H224ZM224 165L222 166L223 168H224ZM237 165V164H236ZM253 165V166H252ZM258 165H260L261 166V164H258ZM57 166V167H56ZM95 166V165H94ZM198 166V165H197ZM201 166H202V164H201ZM201 166H199L201 169L203 168V171H202V173L201 174H203V172H205L204 170H208V169H204V167H201ZM215 166H217V165H213L212 167H215ZM240 167H241V165H239ZM249 166H251V167H249ZM264 166V165H263ZM93 167V166H92ZM96 167V166H95ZM189 167V168H188ZM187 168L188 169H190V166H188ZM199 167H197L198 169H200ZM244 166H242L241 168V170L242 171H245L246 172V170L243 168ZM104 167L102 166V169H103ZM114 168V167H113ZM139 168V167H138ZM143 168V167H142ZM143 168V169H144ZM183 168H184V166H183ZM182 168V169H183ZM207 168H209V167H207ZM218 168H220V167H218ZM218 168H216V169H214V170H217ZM223 168H221V171H222V169ZM261 168V167H260ZM259 168V169H260ZM60 169V168H59ZM101 169V168H100ZM101 169V170H102ZM106 169H107V165H106ZM139 169H141V168H139ZM155 169V168H154ZM186 169V168H185ZM194 169V168H193ZM244 169V170H243ZM255 169V168H254ZM257 170V168H256V170L257 171H260V170ZM123 170V171H124ZM192 170V169H191ZM226 170V169H225ZM224 170V171H225ZM240 170V169H239ZM241 170H240V173L241 174H243L242 172H241ZM252 170V172H253V169H251ZM108 171V170H107ZM122 171V172H123ZM144 171H146V169H144ZM143 171V172H144ZM154 171V170H153ZM187 171V170H186ZM195 172L193 173V175H195L196 174V172H197V170H194ZM201 171V170H200ZM210 171H212V169H210ZM220 171V170H219ZM221 171H220V174L221 175H219V176H221L222 178H223V176H222V174H223V171H222V173H221ZM227 171V170H226ZM230 171V170H229ZM232 171H235V170H231V174H232ZM237 171V170H236ZM31 172H36V174L38 175V178H36V177H34L33 176V178L34 179H32V181H31V183L33 184V185H29L28 184V181H27V174H29V173H31ZM46 172H49V173H51L52 175H53V182L50 184L51 186H52V190H49V191H51V197H50V201H47V202H50L48 205H46L47 203H46V196H47V194L48 193H46V192H40V190L37 188V186L35 187V185L36 184H38L39 185V183H40V181L42 182V181H45L46 179H45V173ZM92 172V171H91ZM90 172V173H91ZM147 172V171H146ZM193 172V171H192ZM212 172H215V171H212ZM217 172V171H216ZM252 172H250V173H252ZM254 172H256V171H254ZM262 172V171H261ZM261 172H259V175L261 174ZM109 173V172H108ZM191 173V172H190ZM206 173V172H205ZM228 173V172H227ZM240 173H236V174H240ZM96 174H97V172H96ZM139 174V173H138ZM155 174V173H154ZM199 174V176L201 175L200 173H198ZM217 174V173H216ZM233 174H235V172L233 173ZM256 175H255V177L257 176V177H259L257 174V172L255 173ZM262 174H264V173H262ZM59 175V176H58ZM66 175V174H65ZM69 175H70V173H69ZM92 175V174H91ZM91 175L89 176V177H91ZM104 175V174H103ZM191 175V174H190ZM223 175H225V174H223ZM244 175V174H243ZM32 176V175H31ZM148 176H150L149 174H148ZM153 176V175H152ZM151 176V179L150 180H152V177ZM158 176V175H157ZM160 176L161 175H159L158 177H159V180H162L163 182H164V179H160ZM163 176V175H162ZM187 176H188V174H187ZM187 176H185V177H187ZM192 176V175H191ZM191 176H190V178H191ZM195 176H197V174L195 175ZM199 176H197V177H199ZM202 176V175H201ZM205 176H209V175H205ZM204 176V174H203V177H205ZM226 176V175H225ZM263 176L264 175H262V178H263ZM184 177V179H187V178H185ZM197 177H195L194 179L195 180H197L198 178ZM245 177H247L246 175H245ZM36 178V179H35ZM40 178V179H39ZM50 178V177H49ZM165 178V177H164ZM197 178V179H196ZM225 178V177H224ZM228 177H226V179H227ZM233 178V177H232ZM248 178V177H247ZM247 178H245V179H243V180H246ZM260 178V177H259ZM259 178H257L258 179V181L260 180ZM39 179V180H38ZM51 179H52V177H51ZM87 179V178H86ZM117 179V178H116ZM154 179V178H153ZM220 179V178H219ZM234 179V178H233ZM236 179H238V178H236ZM236 179H235V181H236ZM249 179V178H248ZM84 180H85V178H84ZM158 180V181H159ZM167 180V179H166ZM178 181L179 180H181V179H177ZM183 180V179H182ZM191 180H192V178H191ZM190 179L188 180V181H191ZM203 180V179H202ZM222 180V179H221ZM221 180H219V181H221ZM223 180H225V179H223ZM229 180H231V177H230V179ZM250 180V179H249ZM248 180V181H249ZM264 180V179H263ZM262 179L260 180V183H261V181H263ZM79 181V180H78ZM161 181V182H162ZM169 181V180H168ZM176 181V180H175ZM193 181V180H192ZM200 181V180H199ZM199 181H197V182H199ZM218 181V182H219ZM227 181H228V179H227ZM234 181V180H233ZM232 181V182H233ZM240 181V180H239ZM30 182V181H29ZM157 182V181H156ZM160 182V181H159ZM174 182V181H173ZM177 182V181H176ZM196 182V186H197V184H200V183H202V181L200 182V183H197ZM203 182H204V180H203ZM206 182V181H205ZM223 182H225V181H223ZM231 182V181H230ZM244 182V181H243ZM251 182V181H250ZM250 182H248L249 184H250ZM252 182H253V180H252ZM146 183V184H145ZM165 183V182H164ZM169 183H171V182H169ZM182 183H183V185H185L186 184V182H185V184H184V181H182ZM190 183V182H189ZM207 183V182H206ZM220 183V182H219ZM226 183V182H225ZM227 183H229V182H227ZM226 183V184H227ZM239 182L237 181V183L236 184H238ZM35 184V185H34ZM41 184V183H40ZM188 184V183H187ZM187 184L185 185L186 186V188H187ZM208 184V183H207ZM226 184H224L225 186H226ZM235 184V183H234ZM233 184V185H234ZM243 184L244 183H242L241 185L243 186ZM263 183H261V185H262ZM165 185V184H164ZM222 186H223V184H221ZM230 185V184H229ZM228 185V186H229ZM232 185V184H231ZM230 185V187H232ZM240 185V186H241ZM264 185V184H263ZM43 186H44V184H43ZM144 186V187H143ZM146 186V187H145ZM149 186H150V184H149ZM159 186V185H158ZM188 186H189V184H188ZM225 186H223V187H225ZM235 186V185H234ZM239 186V185H238ZM248 186V185H247ZM7 187H8V184H7ZM39 187V186H38ZM143 187V188H142ZM160 187V186H159ZM173 187H174V185H173ZM190 187V186H189ZM229 187V189H232V188H230ZM236 187V186H235ZM150 188V187H149ZM152 188H156V187H152ZM158 188V187H157ZM156 188V189H157ZM161 188V187H160ZM165 188H166V186H165ZM169 188V187H168ZM51 189V188H50ZM143 189V190H142ZM162 189H163V186H162ZM172 188H170L169 190H171ZM236 190L238 189L237 187L235 188ZM241 189H243V188H241ZM240 189V190H241ZM245 189V188H244ZM254 189H256V188H254ZM259 189H261V188H259ZM73 190V191H72ZM76 190H78V192L79 191H81L83 194H84V196L82 197V199H79V198H77L76 196H75V194H76ZM168 190V191H169ZM178 190H181V191H183V188L181 189H179L178 188ZM222 190H224V189H222ZM239 189L237 190V191H240ZM257 190V189H256ZM255 190V191H256ZM10 191V190H9ZM12 191V190H11ZM71 191L72 192H74V191H76L75 192V194H74V196L73 195H71L72 193H71ZM162 191H164V190H162ZM162 191H161V193H162ZM166 191H167V188H166V190L163 192V193H166ZM175 191H177V189L175 190ZM196 191V190H195ZM242 192H243V190H241ZM239 192V193H241V196L242 195H244V194H242V192ZM249 191V190H248ZM248 191H246V195H248L247 194V192ZM13 192V191H12ZM154 192V191H153ZM171 192H173L172 193V195L173 194H175L174 193V189H172L171 190ZM152 193V192H151ZM178 193V196L177 197H179V195L181 194H179V192H177ZM238 193V192H237ZM237 193H236V195H237ZM144 194H145V197H146V192H144ZM159 194V193H158ZM71 195V196H70ZM239 195V194H238ZM148 196V195H147ZM154 196V195H153ZM163 195H161L160 197L161 198H165L166 197V195L164 194V196L162 197ZM182 196V195H181ZM240 196V197H241ZM23 197H25V196H23ZM68 197H73L72 199H68ZM151 196H149L148 198L149 199H151L150 198ZM176 197V196H175ZM182 197H184V196H182ZM31 198V197H30ZM33 198V197H32ZM31 198V199H32ZM148 198L146 197V200H148ZM158 198V197H157ZM181 197H179L178 198V201H180L181 199H180ZM246 198H247V200L249 199L248 198V196H246ZM30 199V200H31ZM37 199V200H36ZM47 199V200H48ZM68 199V200H67ZM142 199V200H141ZM154 199L155 200H157L156 199V196H154ZM180 199V200H179ZM245 199V198H244ZM22 200H24V199H22ZM38 200H40V201H38ZM75 200V199H74ZM164 200H166V199H164ZM169 200V199H168ZM168 200H166V201H168ZM170 200H172V199H170ZM173 200H175V199H173ZM172 200V201H173ZM183 200H184V198H183ZM182 200V201H183ZM246 200V199H245ZM251 200V203L252 204H254L255 203V206H258V207H260L261 208V206H262V204L261 203H259V202H256V201H254V199L252 198V199H249V201ZM7 201V200H6ZM39 203H38V202ZM158 201V200H157ZM159 201H160V199H159ZM162 201V200H161ZM252 201H254V202H252ZM263 201H264V199H263ZM26 202V201H25ZM75 202H77L76 200H75ZM151 202H154L153 201V199H152V201ZM164 203V202H163ZM165 203H167V202H165ZM164 203V204H165ZM174 203H177L176 201L174 202L173 201V204ZM263 203V202H262ZM21 204V203H20ZM106 204H108V205H106ZM143 204H145V203H143ZM142 204V205H143ZM264 204V203H263ZM24 205H26V207L27 208H23V209H21V210H19L18 212H16L18 215H22L23 213H25V212H27V211H25V210H27L28 209V206H29V203H28V206H27V204H24ZM67 205V204H66ZM69 205V204H68ZM175 205V204H174ZM178 205V204H177ZM175 206V207H173V210L174 211H172V213L174 212V214L177 216H179V214L180 213H184L185 215H186V219H187V221L188 222H190V223H193L195 226H196V224H197V226L200 228V226L202 227V229L206 232V233H208L209 235L211 234V235H213V237H214V239H213V237H212V239L215 241V242H217V243H219V244H223V243H225L228 239L229 240H231L230 239V236H231V234L232 233H234V232H236V233H242L241 231H243L245 228V224H246V226H247V229H249L250 228V226H251V224L250 223H246L247 221H245L243 218H241V215H240V211H239V209L238 208H236V210H234V211H229V213H228V215H223V216H220V215H218V216H213V217H209V218H207V219H203V218H201V216L198 214V213H195V212H193V211H191V212H185L186 211V208H185V210H184V201H183V203L182 202H180V204L178 205V206ZM236 205V204H235ZM234 205V206H235ZM146 207H147V205H145ZM145 206H143V207H145ZM237 206V205H236ZM21 207H23V204H22V206ZM25 207V206H24ZM31 207V205L29 206V209H31L32 210V208H30ZM32 207H34V206H32ZM101 207V209L100 210H97V208H100ZM124 207H123V212H124ZM142 207V206H141ZM143 207L141 208V209H143ZM148 207H150V205H148ZM163 207V206H162ZM162 207H161V210H162ZM7 207H6V205H5V210H7V211H10L8 208L6 209ZM139 208V209H138ZM151 208V207H150ZM150 208H148V210L149 211H151V213H152V211L153 210H155L156 208H158V205L156 206V208L155 207H153V208H151V209H153V210H151ZM160 208V207H159ZM158 208V210H160ZM263 208V207H262ZM13 209V208H12ZM36 210H37V208H35ZM140 209V207H138L137 206V213H138V211L139 210H141ZM2 210H3V208H2ZM2 210H0V211H2ZM34 210V209H33ZM130 210H132V209H130ZM25 211V212H24ZM118 211V210H117ZM117 211H115V212H117ZM127 211V213L126 214H130L131 215V213H130V211H129V208H128V210H126ZM125 211V212H126ZM156 211H157V209H156ZM167 211V210H166ZM4 212V211H3ZM23 212V213H22ZM119 212V211H118ZM124 212V213H125ZM129 212V213H128ZM133 212V211H132ZM135 212V211H134ZM159 212V211H158ZM157 212V214H159ZM161 212V211H160ZM250 212V211H249ZM9 213V212H8ZM28 213V212H27ZM27 213H25V214H27ZM29 213H30V211H29ZM33 213H35V212H33ZM32 213V214H33ZM43 213H44V211H43ZM46 213V214H47ZM64 213V212H63ZM123 213V214H124ZM140 213V212H139ZM138 213V214H139ZM144 213H146L145 212V210H144ZM148 213V212H147ZM167 213V212H166ZM187 213V214H186ZM248 213V212H247ZM246 213V214H247ZM1 214V213H0ZM14 214V213H13ZM31 214V215H32ZM38 214V216H39V213H37ZM42 214V213H41ZM40 214V215H41ZM44 215L43 216V219L41 220V222L39 221V222H34L33 223V225L32 226H30V227H27L28 228V231L26 230V229H24V230H26L27 231V234H28V232H29V234H28V236H27V234H26V238H25V240H24V238H22V237H20V239H21V241H20V239L18 240L19 242H22L23 240V242H24V244H26V246L29 244V245H32V244H34V246H35V243H39V241H41V243H42V251H41V254L40 255H38L39 257H38V259H36V257L34 258V259H36L37 260V262L36 263H34L33 262V264H45V262H47L48 261V263L50 264H62V260H63V258H62V256L57 252V249H61V251L63 252V251H65L66 253V255H67V257L70 259V257L74 254V253H71V251L70 252H68L67 253V249H65V248H63L64 247V243H63V241H62V239H60L59 238V236H57L56 234H54V232L52 231V228L50 227V228H48L49 227V222H50V220H49V218L51 217V216H49V218H48V216L47 215ZM66 214H69V213H66ZM71 214V213H70ZM110 214H113V213H110ZM117 214V213H116ZM149 214V213H148ZM165 214V213H164ZM169 215H170V213H168ZM5 215V214H4ZM30 215V216H31ZM35 215H36V213H35ZM56 215V214H55ZM59 215V216H58ZM118 215V214H117ZM125 215V214H124ZM143 215V217L142 218H144V217H148V218H151V215L149 214L148 216L146 215V216H144L145 214H141L140 216H142ZM167 215V214H166ZM250 215V214H249ZM2 216H3V214H2ZM15 216V215H14ZM24 216V215H23ZM26 216V215H25ZM54 215H52V217L51 218H55V216L53 217ZM65 217L64 215H62L61 214V216H60V214L58 213L57 214V216H56V218L55 219H57V218H59V217ZM71 216H73V215H71ZM92 216L94 217V215L92 214ZM97 216V217H96ZM115 216V215H114ZM150 216V217H149ZM177 216V217H178ZM16 217L17 216H15V219H16ZM36 217V216H35ZM40 217V216H39ZM68 216H66V218H67ZM70 217V216H69ZM69 217H68V219H69ZM86 217H88V216H86ZM120 217V216H119ZM126 217V216H125ZM137 217V215H135V218ZM9 218V217H8ZM7 218V219H8ZM12 218L14 219V217H13V215H12ZM18 218V217H17ZM21 218H22V216H21ZM41 218V217H40ZM39 218V219H40ZM102 218H105V217H103L102 216ZM121 218V217H120ZM156 218V217H155ZM180 218H183V217H180ZM252 218L253 217H251L250 218V221L252 220ZM4 219V218H3ZM2 219V220H3ZM23 219V218H22ZM26 219H28V217L26 218ZM32 219H34V217H32ZM32 219H31V221H32ZM59 219H61V218H59ZM101 219V218H100ZM137 219H138V217H137ZM147 218H144V221L146 220ZM159 219V218H158ZM240 219H241V222L240 223H242L243 221H245V224H244V227H243V229H241L240 230V228H242V227H239L238 226V222L240 221ZM2 220L0 221V228L1 227H3L2 225H3V223H2ZM10 220V219H9ZM16 220H18V219H16ZM64 220V219H63ZM67 220V219H66ZM99 220V219H98ZM106 220V219H105ZM148 220V219H147ZM147 220L145 221V223L147 224H145V225H142V226H144L143 227V232H147L146 234H145V237L146 236H148V233H150V232H148L147 231V229H148V222H147ZM4 221V220H3ZM12 222H15V221H13V220H11ZM21 221H25V219L24 220H21ZM34 221H35V219H34ZM37 221H38V219H37ZM87 221V220H86ZM100 221V220H99ZM104 221V220H103ZM107 221V220H106ZM110 221H112V220H110ZM116 221V220H115ZM118 221V220H117ZM138 221H140V219H138L137 220V222ZM143 221V222H144ZM82 222V221H81ZM85 221H83V223H84ZM97 222V221H96ZM114 222V221H113ZM136 222V223H137ZM157 222H160V226L162 225L161 224V221H157ZM157 222L155 223V224H157ZM1 223H2V225H1ZM5 224H6V221L4 222ZM17 222H15L14 224L15 225H18V224H16ZM57 223V222H56ZM87 223L88 222H86L85 224L87 225ZM244 223V222H243ZM13 224V223H12ZM25 224L27 225L28 224V221L26 220L25 221ZM79 224V223H78ZM141 224L142 223H139V225H138V223L137 224H135V225H138L137 226V228L140 226V229H141ZM159 224V223H158ZM10 225V224H9ZM54 225V224H53ZM106 225V224H105ZM104 225V227H105V229H106V226H108V223H107V225L105 226ZM117 225V224H116ZM122 225V224H121ZM135 225H133V229H134V227H135ZM11 227H12V225H10ZM19 226V225H18ZM21 226H23L24 227V225L23 224H21ZM55 226H57V225H55ZM83 226V225H82ZM87 226H89V225H87ZM87 226H85L86 228V230H88V228H87ZM112 227H113V225H111ZM119 226V225H118ZM117 226V227H118ZM125 226V225H124ZM15 227H17V226H14V228ZM53 227V226H52ZM77 227V226H76ZM163 227V226H162ZM4 228H6V226L4 227ZM3 228V229H4ZM57 228V227H56ZM59 228H60V226H59ZM67 228V227H66ZM113 228H115V229H117L115 226L113 227ZM137 228H135L136 230H137V232H139L138 231V229ZM150 228V227H149ZM2 229V230H3ZM83 230H84V228H82ZM91 229V228H90ZM89 229V230H90ZM104 229V230H105ZM108 229V231L107 232H109L110 230H109V228H107ZM130 230V228H129V231H133L132 233H133V236H135L134 235V232L136 231V230ZM4 230H6V229H4ZM23 230V229H22ZM95 229H93L92 231H94ZM99 230H101V229H99ZM176 230H179L178 228L176 229ZM182 230V229H181ZM25 231V232H26ZM97 231V230H96ZM102 231V230H101ZM117 231H119V229L117 230ZM117 231H115V234H116V232ZM127 231V230H126ZM152 231H154L153 229H152ZM155 231H158V230H156L155 229ZM0 232H2L1 230H0ZM84 232V231H83ZM88 232V231H87ZM106 232V231H105ZM104 232V234L106 235L107 233H105ZM112 233H114V231H111ZM244 232V231H243ZM3 233V232H2ZM1 233V234H2ZM4 233H5V231H4ZM7 233V232H6ZM9 233V232H8ZM93 233V235H95L96 236V234L94 233V232H92ZM110 233V232H109ZM108 233V234H109ZM127 233H129L128 231H127ZM140 233V232H139ZM138 233V234H139ZM141 233H142V229H141ZM159 233V232H158ZM161 233V232H160ZM159 233V234H160ZM80 234V233H79ZM114 234V235H115ZM168 234H170V233H168ZM172 234V236L174 235L173 233H171ZM83 235H85V232H84V234ZM92 235V236H93ZM99 235V234H98ZM112 235V238H114L115 239V241H119L118 240V237H117V235H115V237H113L114 235L113 234H111ZM122 235H124V234H122ZM125 235H127V234H125ZM151 235V234H150ZM152 235H154V234H152ZM179 235V234H178ZM91 236V237H92ZM156 236V235H155ZM155 236H153V237H155ZM172 236H169V237H172ZM263 237H264V235H262ZM125 236H123V238H124ZM127 237H128V235H127ZM144 236H143V234H142V236L140 237V238H143ZM149 237V236H148ZM169 237H168V239H169ZM176 237V236H175ZM211 237V236H210ZM256 236H254V238H255ZM87 238V237H86ZM97 238V237H96ZM126 238V237H125ZM124 238V239H125ZM129 238V237H128ZM131 238L133 239V237L131 236ZM131 238H129V239H131ZM189 238V237H188ZM260 235H258V237H256L255 239H256V241H257V239H259L260 240ZM23 239V240H22ZM88 239V238H87ZM94 240H95V238H93ZM117 239V240H116ZM129 239H128V241H129ZM146 239V238H145ZM144 239V240H145ZM166 239V241H167V238H165ZM183 239V238H182ZM181 238H180V240H182ZM105 240H106V238H105ZM143 240V239H142ZM147 240V239H146ZM145 240V241H146ZM179 240V239H178ZM184 240V239H183ZM182 240V242H184ZM261 240H263V239H261ZM18 241H16V243L18 242ZM77 241V240H76ZM81 241H82V239H81ZM89 241V240H88ZM92 241V240H91ZM232 241H233V239H232ZM13 242V241H12ZM11 242V243H12ZM19 242H18V245L20 246V245H22L23 244V242L21 243V244H19ZM75 242V241H74ZM73 242V243H74ZM82 242H84V241H82ZM96 242H97V239H96ZM106 242V241H105ZM111 242V241H110ZM149 242H150V238H149V240H147V243L146 244H148V246L149 247H151L152 245H153V243L154 242H150V244H149ZM160 242H162V241H160ZM160 242H159V245H160ZM179 242H181V241H179ZM259 242V241H258ZM262 241H260V243H261ZM9 244V245H12V244ZM14 243V242H13ZM15 243V244H16ZM79 243V242H78ZM109 243V242H108ZM123 243V242H122ZM130 243V242H129ZM151 243H152V245H151ZM165 243V242H164ZM170 243V242H169ZM168 243V244H169ZM260 243H258L256 246H258ZM263 243V242H262ZM260 244V246L261 245H263V244ZM104 244H106L105 246H107V245H109V244H107V243H104ZM104 244L102 245V246H104ZM111 244H112V242H111ZM115 244V243H114ZM166 244H167V242H166ZM251 244V243H250ZM133 245V244H132ZM143 245V244H142ZM151 245V246H150ZM158 245V246H159ZM172 245V243H170V245H167V246H171ZM191 245V244H190ZM24 246V245H23ZM23 246L20 248V249H22L23 248ZM33 245L32 246H30V247H28V249H29V251L31 250V252H30V254L31 253H33V249H30L31 247L33 248L34 247ZM39 246V245H38ZM114 246V245H113ZM139 246V245H138ZM148 246H145V247H148ZM154 246V245H153ZM152 246V247H153ZM163 246V245H162ZM256 246L254 245V246H250V248L249 249H243V248H241V247H235V248H233L232 246L231 247H229L228 246V248H227V250H217L216 249V246L214 247L216 250H217V257H216V260H214V261H212V262H210V263H208V262H203L204 264H219V263H221V262H228V264H229V262H230V264H232L233 262H235L234 260H236L237 258H240V260H241V262L240 263H237V264H256L257 262H259L260 264H264V245L263 246H259V248H258V250L257 249H255L256 248ZM12 247V246H11ZM25 247V246H24ZM115 247V246H114ZM118 247V246H117ZM140 247V246H139ZM139 247H137V248H139ZM142 247V246H141ZM145 247H142V248H145ZM165 247H166V245H165ZM208 247V246H207ZM13 248V247H12ZM14 248L15 249H13V250H17L16 248H17V246L16 245H14ZM25 248H27V247H25ZM35 248H37V246H35ZM122 248V247H121ZM123 248H124V246H123ZM170 248V247H169ZM210 250L211 249H213V248H211V247H208ZM218 248V247H217ZM78 249H79V252H81V255H82V257H79L78 258V261H77V264H94V262H93V260H94V256L96 255H98V254H101V253H103L104 255H106V257H112L111 259H113V260H111V263L112 264H120V263H122V261H124V254H120L119 252L117 253H114L116 250L115 249H109V251H108V248H107V250H106V252H102V250H99V248H98V246L97 245H93V244H91V245H82V244H80L79 245V247H78ZM105 249V248H104ZM125 249V248H124ZM36 250V249H35ZM38 251H39V249H37ZM170 250H172V249H170ZM169 250V251H170ZM174 250V249H173ZM205 250H207V249H205V248H202V249H198V250H196L195 252L196 253H198V256H200V258H203V252L205 251ZM17 251H19V250H17ZM68 251H69V249H68ZM138 251V250H137ZM76 252V251H75ZM125 252V251H124ZM124 252H122V253H124ZM38 254H39V252H37ZM89 253H94L95 255H93V257L91 256V257H87V255L89 254ZM135 253H137V252H135ZM245 253H248V256L247 257H244V255H245ZM68 254L70 255V256H68ZM138 254V253H137ZM149 254V253H148ZM157 254V253H156ZM33 255V257H34V254H32ZM32 255H31V257H32ZM107 255H109V256H107ZM30 256V255H29ZM132 256V255H131ZM131 256H129V257H131ZM136 255H134V257H135ZM243 256V257H242ZM32 257V258H33ZM73 257V256H72ZM142 257H145L146 258V256H144L143 255V253H139V255H137L136 257H135V260H138L139 258H142ZM148 257V256H147ZM191 257V256H190ZM188 255H185V254H183L182 253V255H180L179 257H178V259L177 260H175V261H171L170 263L168 262H165V263H162V264H174V263H181V262H188V261H190V258ZM28 258V257H27ZM77 257H75L74 259H76ZM128 258V257H127ZM151 258V257H150ZM30 259V258H29ZM72 259L73 258H71V260H69V262H72ZM73 259V262L75 261ZM128 259H130V258H128ZM132 260L134 259V258H131ZM193 259V258H192ZM196 259V258H195ZM198 259V258H197ZM196 259V260H197ZM243 259H245V260H243ZM109 260V259H108ZM202 260H204V258L202 259ZM239 260V261H240ZM25 261V260H24ZM30 261V260H29ZM35 261V260H34ZM10 262V261H9ZM26 262V261H25ZM72 262V263H73ZM192 262H194V260H192ZM192 262H189V263H192ZM195 262H197V263H200L201 264V261L199 262L198 260L197 261H195ZM194 262V264H197V263H195ZM8 263V262H7ZM29 263H32V261L31 262H29ZM71 263V264H72ZM108 263V262H107ZM110 263V264H111ZM70 264V263H69ZM98 264V263H97ZM140 264V263H139ZM155 264V263H154ZM227 264V263H226Z\"/></svg>",
    "mask_w": 264,
    "mask_h": 264
}]
</instances>
